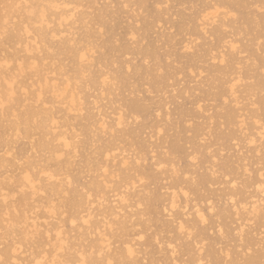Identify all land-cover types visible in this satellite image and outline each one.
<instances>
[{
  "label": "rangeland",
  "instance_id": "1",
  "mask_svg": "<svg viewBox=\"0 0 264 264\" xmlns=\"http://www.w3.org/2000/svg\"><path fill=\"white\" fill-rule=\"evenodd\" d=\"M17 1V0H16ZM15 0H13V2H16ZM76 1V0H75ZM81 2H79V0H77V2H78V4H77V2H74L73 3V5L74 4H77V5H81V4H83V5H85V6H89V5H96V4H101V5H111V4H113V3H115V4H117V5H120V4H124V3H127L128 5H129V8L125 11V10H123V9H117V13H119L118 15H116V14H112V15H109V9L107 8V7H104V8H89L88 9V11L87 12H80L77 8V10H76V17L77 18H79V17H81L80 15H83L82 17H84V23H85V25L84 24H82L81 22H77L76 24H74V25H72V26H69V28H70V31L71 32H73L74 34H75V39L76 40H78V38L80 39H82L83 37H85L86 35H87V33H89L90 31H92V32H95L97 29L95 28V23H98V22H100V23H104V25H105V28H106V30H108V32H109V27H113L116 31H115V34L114 33H112V35H111V33H108L107 31L105 32V37L107 38V40L104 42V47L101 49V51H100V53L98 54V56H97V63L99 62L100 64H101V61L105 64V66L106 67H114L115 65H119L118 67H115V69H114V72H113V75H115L116 74V72L117 73H121L122 71H123V73L124 72H126V76H127V78H128V85H127V87H122L121 86V88H120V90L119 91H117L114 95L111 93V91L109 92V95H108V97L106 98L104 95H102V93L99 91V89H98V87L96 88V87H92V91H90V92H88L86 89L85 90H82L83 91V94H84V97L86 98V100H87V102H88V104L89 105H91L90 104V102L92 103V101H91V98L92 97H94V96H97L98 94H99V99H100V107L99 108H95L94 110L89 106L88 108H91V111H90V113L92 112V111H94V117L91 115H89V120H91V118L93 117V118H95V120H97L98 118H99V116H101V117H104L105 115H109V118L108 119H111V117L113 116V113H114V115H115V113L118 111H122L121 113H123V115H124V118H127V120L130 118L129 117V115H127V114H125V108H126V104L130 101V100H134V99H138V100H140L141 102H144L143 104H146V105H148V107H149V112H148V117H147V115L145 116V117H147L146 119H147V121H145L146 119L145 118H139L140 120H139V123L137 124L136 123V120H134V119H132V123L130 124V125H128L129 127L127 128L126 127V129L124 130V131H127V129L129 130V131H134V132H136V133H134V134H132V135H129L128 136V138H127V134H123L122 133V135H124V139H123V136L121 135V134H119V135H121L120 136V138H122V139H120L119 138V135H117L118 136V140H120V141H116V145L114 144V147H113V149L114 148H117L116 149V151L117 152H115V150H114V152L115 153H113L115 156H117L118 154H120V155H122V154H124L125 156L126 155H128V156H132L133 155V157H132V159L133 158H135L137 155H139V156H137L138 158L139 157H143V156H145V157H141V158H139L140 160L142 159L143 161H145L144 163H143V161H142V163L144 164V165H142L143 166V168L141 167V165H139L140 166V168H142L139 172H141V173H143L144 171V169L145 168H150V170L152 169V175H154V177L156 178V180H154V181H152V178L150 179L151 180V183H149V185L147 184V186H146V188L144 187V191H149L150 189H151V191L156 195V197H158V199H156L158 202H159V210H157V208H156V206H155V203H154V205H153V208L151 209V210H145V214H146V216H147V218L148 219H145L144 220V218L142 219L141 218V214H140V212H139V210H137L136 209V207H134L132 210H133V212H132V210L131 209H129L128 210V213H129V211H130V214L131 213H133V214H137V216H136V220H138V221H136L135 220V217H133L132 219H134V221H136V222H134L133 221V223H137L138 225H137V227H136V225H135V227H133L134 226V224H132V226H130L129 227V224L131 225V221L129 222V224H128V229H129V231L128 232H126V236L124 235V238L125 239H123V236L122 237H119V238H115L113 235V237L110 235V233H109V235L111 236V239H110V236L108 235V231L106 232V235H107V238H108V236H109V243L110 244H112L111 245V247L112 248H114V250L113 251H115L116 250V242L118 243L117 245H120L121 243H122V241L124 242V241H126V242H128L127 240H126V238L127 239H129V237H130V239H129V243L131 242V243H133V241L135 240L134 238L136 237V235L137 234H141V235H145L146 236V242H147V244L150 246V250H145V252L143 253V256L142 255H139V260H140V262H141V264H144L143 262L145 261V260H147V261H149V262H151V261H153V260H171L173 257H172V254H171V250H169V248L167 247V244L169 243V242H171V243H173L174 241L173 240H175L174 238V235H173V233L175 232V233H177L176 231V222L177 221H172V222H170V221H168L167 219H165V217L163 216V208H164V200L163 199H161V197H163V198H166L169 202H170V196H171V193H173L174 191H176L177 192V190H178V188L181 190V188H180V186H181V184H182V187L184 188V191L185 190H187V191H190L191 193H192V196L194 197V198H191L190 200H186L185 202H184V196H183V193H182V191H180V190H178L179 192H177V195H179L178 197H177V200H178V198H179V200L177 201L178 202V205L179 204H181V206L182 207H180L179 208V210L177 211V213L175 214V219L176 220H180V219H177V218H185L186 217V215H184V216H181L182 215V213H183V210H182V208L183 207H186L187 209L188 208H190V210H188L189 212V214L187 213V218L189 219L188 221H186L185 222V224L187 225V226H189V225H191V223H192V225L195 223V219H194V215H193V213L195 212V211H193V210H196L195 208H197L198 210H200L201 212H203V213H206V216L207 215H209L208 214V211H207V207H208V204H209V202H211L212 203V206H214L215 207V205H216V209L215 210H217V203L218 204H220V205H218L219 207L222 205L221 203H220V200H221V195H222V197L224 198V196H223V194L222 193H224L225 192V194L230 190V186H229V184H228V177L230 178H236V177H238V179H240L239 181H243L244 180V177H245V174L246 175H248V173H249V175H250V177H251V181L252 182H254L257 178H258V174H261V168H260V163H258V162H260V159H259V156L255 153L254 154V152H255V150H254V152L252 151V149L253 148H251L250 147V145L248 146V144H247V146L245 145V141H244V139H243V136H242V133L240 132H238V128L236 129L235 127L233 128H229V127H226V125L224 124V120H222L223 118H221L220 116H223L224 115V113L226 112V110L228 109V107L230 106V104L229 105H225L224 104V102L219 98L220 97V95L222 94V95H225L226 96V94H227V97L229 96V94L227 93V90L225 89V88H227L230 84H232L233 82H234V80H233V77H235V79L236 80H239V79H241V75H240V69L237 67V63H239L241 60H243V62L245 63L244 64V72H246V73H244V76L246 77L247 75H249L250 76V74H252L255 70V72L258 74L259 72H258V68H259V66L257 65V67H256V69L255 70H253L252 68H254L253 67V65L254 64H258V62L257 61H259V59L261 58V56H259L260 55V52H259V48H260V39H261V31H260V27L258 26L259 24L257 23V20L259 19V10L257 11V8H258V6L260 5V3L258 4V3H254V2H256L255 0H213V1H211V0H168V5H166V4H164V5H161L160 7H159V10H156V12H154L153 10H151L152 9V3H153V0H80ZM86 1H87V3H86ZM91 1V2H90ZM118 1V2H117ZM206 1H208V3L206 2ZM222 1V2H221ZM5 2H8V0H3V1H1L0 0V3H5ZM23 2H24V0H23ZM83 2V3H82ZM108 2V3H107ZM117 2V3H116ZM218 2V5H221L223 2H225L224 4H228V3H230V4H232V3H244V4H246V5H249V6H253L254 5V7H252L251 8V10L253 11V12H251V13H249V10L246 8V9H244V14H243V16L245 17V18H243V16H242V18H241V23H239V24H237L236 22H232V20H231V18H229L228 20H226V21H228V25H230V26H228L227 27V24H226V29H225V31H223L222 29H223V27H222V31H221V37H220V39L218 40V39H216V38H214L213 36H211L210 35V30L209 29H211V31L213 30L212 28L214 27V26H216V25H218V24H215L213 27L211 26V27H209V29H206L207 31H208V33L205 35V36H203V33L201 34V32H199V29H200V25H196L197 24V22H198V24H201L200 22H201V17H202V15H203V13L200 11V9L199 8H197L196 10H193V9H191V8H188V9H184L183 8V5L184 4H189V5H191V4H193V3H195V4H198V5H206V4H208V5H216V3ZM221 2V3H220ZM119 3V4H118ZM200 3V4H199ZM25 4V3H24ZM26 4H30V3H26ZM256 4V5H255ZM165 5L167 6V7H165ZM212 5V6H213ZM134 6V7H133ZM256 6V7H255ZM131 7H133L134 9H130ZM215 7V6H214ZM213 8V7H212ZM216 8V7H215ZM215 8H213V10H215ZM143 9V10H142ZM145 9V10H144ZM210 10H211V8H209ZM216 9H218V8H216ZM259 9V8H258ZM25 10H28V9H24V11L23 12H25ZM122 10V11H121ZM129 10H131V11H129ZM141 10V11H140ZM166 10V11H165ZM210 10L208 11V12H210ZM212 10V11H213ZM218 10H220V9H218ZM217 10V11H218ZM0 17H4L6 14H5V12L3 11V9H0ZM10 11V10H9ZM14 11V12H13ZM16 10H11V12H8L7 13V15L5 16L6 17V19L8 20V23H9V21H11V19H12V17H14L15 15H16V17L21 13V14H23L21 17V20L22 19H24V21L26 20L25 19V14L24 13H22V10L20 9V12H19V9H18V12H17V14H16V12H15ZM78 11V12H77ZM80 12V13H79ZM128 12V13H127ZM186 12H187V14H186ZM218 12H220V11H218ZM255 12V13H254ZM257 12V13H256ZM2 13V14H1ZM222 13V11L220 12V14ZM20 14V15H21ZM99 14V15H98ZM133 14V15H132ZM158 15V18H157V15ZM200 14H202L201 16H200ZM20 15H19V17H20ZM85 15V16H84ZM94 15V16H93ZM114 15V16H113ZM155 15V16H154ZM23 16H24V18H23ZM112 16V17H111ZM117 16V17H116ZM121 16V17H120ZM160 16H162V17H160ZM187 16V17H186ZM197 16V17H196ZM108 17H110V18H108ZM135 17V18H134ZM155 17V18H154ZM164 17V18H163ZM180 17V18H179ZM9 18H10V20H9ZM98 18H99V20H98ZM132 18V19H131ZM192 18V19H191ZM196 18L198 19L197 21H196ZM14 19V18H13ZM13 19H12V21H11V23L10 24H13ZM16 19V18H15ZM94 19V20H93ZM111 19V20H110ZM126 19V20H125ZM177 19V20H176ZM184 19V20H183ZM187 19V20H186ZM251 19H253V20H251ZM21 20L19 19V21L21 22ZM90 20V21H89ZM109 20H110V22H109ZM136 20V21H135ZM168 20V21H167ZM246 20V21H245ZM251 20V21H250ZM15 21H17L18 22V19H16ZM23 21V20H22ZM23 21V25H25V26H27V28H29V22L28 21H26V23L28 22V24H25V22ZM96 21H98V22H96ZM104 21V22H103ZM106 21V22H105ZM132 21V22H131ZM193 21V22H192ZM256 21V22H255ZM128 22V23H127ZM130 22V23H129ZM187 24H186V23ZM246 22V23H245ZM1 23V22H0ZM22 23V22H21ZM87 23V24H86ZM110 25H109V24ZM181 25H180V24ZM234 23V24H233ZM14 24H17V23H14ZM89 24V25H88ZM115 24H116V26H115ZM137 24V25H136ZM148 24H150V26H149V29L147 30L146 29V25H148ZM177 24V25H176ZM246 24H249L251 27H249V28H247L245 25ZM258 24V25H257ZM1 25V27L0 28H2V26H4V27H7L8 29H9V27L11 28V26L9 25H7L6 26V24H0ZM22 25V24H21ZM22 25V26H23ZM31 25V24H30ZM82 25H83V28H82ZM109 25V26H108ZM114 25V26H113ZM124 25V26H123ZM173 25V26H172ZM185 25H187V26H185ZM244 25V26H243ZM254 27H253V26ZM32 26V25H31ZM30 26V27H31ZM76 26V27H75ZM91 26V27H90ZM107 26H108V28H107ZM118 26V28H116ZM136 26V27H135ZM178 26H180V28L178 27ZM189 26V27H188ZM74 27V28H73ZM80 27V28H79ZM88 27V28H87ZM187 27V28H186ZM191 27V28H190ZM230 27V28H229ZM76 28V29H75ZM128 28V29H127ZM193 28H196L197 29V31L196 32H192V31H190V30H192ZM199 28V29H198ZM208 28V27H207ZM228 28V29H227ZM253 28V29H252ZM259 28V29H258ZM29 29H33V27H31V28H29ZM78 29V30H77ZM84 29V30H83ZM87 29V30H86ZM184 30V33H182L183 32V30ZM189 31H188V30ZM229 29H230V31H229ZM256 29H257V31H256ZM119 30V31H118ZM128 30L129 31H131V33H133L132 35L133 36H135L136 37V39H133V41H132V39H130V38H128L129 36H126L125 34L128 32ZM172 30V31H171ZM174 30V31H173ZM178 30H180V33H179V31ZM182 30V31H181ZM187 30V31H186ZM10 31V30H9ZM33 31V30H32ZM69 31V32H70ZM85 33H84V32ZM260 31V32H259ZM34 32V31H33ZM87 32V33H86ZM120 32V33H119ZM138 32V33H137ZM191 32V33H190ZM229 32V33H228ZM77 33V34H76ZM80 33V34H79ZM172 33V34H171ZM186 34V35H185ZM108 35V36H107ZM114 35H116L115 37H114ZM200 35V36H199ZM254 35V36H253ZM32 36H33V33H32ZM31 36V37H32ZM83 36V37H82ZM194 36V37H193ZM229 36H231V37H229ZM258 36H259V38H258ZM113 37V38H112ZM206 37V38H205ZM208 37H210V39L208 38ZM225 37V38H224ZM173 38V39H172ZM185 38V39H184ZM223 38H224V42H223ZM11 39V38H10ZM113 39V40H112ZM117 39V40H116ZM129 39V40H128ZM177 39V40H176ZM196 39H197V41H196ZM216 39V40H215ZM258 39V40H257ZM55 40V39H54ZM54 40H52V42H51V44H46L45 45V43H43V42H41L40 40V46H42L43 47V51H42V53H41V50H42V47H41V49L40 48H38V47H40V46H37V39H36V43H35V47L33 48V46L30 48V49H33V51L35 52H32L31 51V53H32V56H30V60H31V62H30V60H29V58H28V60H26L27 58H25V60H23L24 61V63H25V61H29V62H27V64H29V63H31L32 64V62L34 63V62H38L36 65H38L39 64V66H38V69H40L39 71H41L42 73H40L39 71H38V69L37 70H33V73H35V71H36V73H40V74H42V77L44 76V73L46 74L45 76L46 77H48L47 79H49L51 76V78H57V80L58 81H55L54 79H50V80H48V82L50 81V82H55V83H60L61 81V83H60V85L61 84H63V81L65 80L66 81V83H64L63 85H68L69 83H67V80L68 79H71L72 81H73V83H72V90L73 91H75L76 92V95L75 96H77V97H75V102H77V103H80V99H81V91H77L76 90V87H75V83H74V79H75V70H74V67H73V65L74 64H72L71 62H72V56H68L67 55V52H61L62 51V49H65V48H63V46H62V44L61 43H59V42H56V40L54 41ZM132 41V43H134V44H132L131 43V41ZM136 40V41H135ZM220 41V42H218V41ZM227 40V41H226ZM233 40V41H232ZM236 40V41H235ZM9 41V40H8ZM11 42L9 43V42H6L7 44H5V43H1V44H3V45H1L0 47H1V49H0V64H3L4 62V60H2V57H5V55H6V57H8V58H3V59H5V61L7 60H9L10 61V59H11V63H12V61H14V63H12L13 64V67L14 68H12V70H13V72L12 71H10V73L11 74H9V72H8V74H7V69H3L4 70V72L2 71V68H1V70H0V72L1 73H3V75H12L13 73H14V71L15 72H17V73H19V71H16L15 69H17V67H20V65H21V63L20 62H18L17 64H16V60H12L13 59V57L12 56H14L15 54H13V49H14V51H16V52H14V53H17V50H20V52H18V53H20L21 54V56L22 57H20V55H18L17 56V58H16V56H15V58L14 59H17V61H21L22 63H23V61L22 60H18V59H23L24 57L23 56H25V54H27V53H25L24 51H21V49H22V47H23V45H22V47H21V49L20 48H17L16 50H15V44H13L14 43V41H12V40H10ZM225 41L226 42H229L230 41V44H231V42H233V43H235L236 42V44H238L239 45V49L237 50V52H239L238 54H237V56H236V53H230L231 54V56H228L229 55V52H231V51H227V50H230L229 49V45H228V43H226L225 44ZM239 41V42H238ZM253 41V42H252ZM259 41V42H258ZM171 42V43H170ZM200 42V43H199ZM222 42V43H221ZM31 42H29V45H33V43L32 44H30ZM57 43H58V45H57ZM130 43H131V45L134 47H132L131 45H130ZM198 43V44H197ZM212 43V44H211ZM221 43V44H220ZM14 46H13V45ZM55 46H54V45ZM123 44H129L130 45V47H132V49H131V53H133V52H136V48H140V49H146L147 47V49H150V48H153L154 49V51L156 52V54H157V58L156 59H147L146 61H148V63H144L143 61L141 62V60H140V57L139 56H136V55H134V54H129V55H126V56H122L121 55V53L118 51V49L119 48H121V45H123ZM136 44V45H135ZM139 44V45H138ZM144 44V45H143ZM187 44V45H186ZM242 44V45H241ZM255 44H256V46H255ZM5 45V46H4ZM7 45V46H6ZM11 45V46H10ZM51 45H52V47H51ZM174 45V46H173ZM213 45V46H212ZM222 45V46H221ZM225 45V46H224ZM246 45V46H245ZM36 46H37V48H36ZM49 46L53 49V48H55V49H53V53L52 54H50L49 53ZM58 46V47H57ZM60 46H62V48L60 47ZM108 46V47H107ZM153 46V47H152ZM184 46V47H183ZM185 46H189L190 48H192V49H194V52H192V51H189V52H186L185 51ZM219 46V47H218ZM224 46V47H223ZM227 46H229V47H227ZM242 46H243V49H242ZM14 47V48H13ZM30 47V46H29ZM28 47V48H29ZM221 47H223V48H221ZM245 47V48H244ZM249 47V48H248ZM257 47V48H256ZM11 48H13V49H11ZM58 48V49H57ZM247 48V49H246ZM35 49H37L36 51H35ZM45 49L46 50H48V52L47 51H45ZM57 49V50H56ZM60 49V50H59ZM221 49V50H220ZM225 49H226V55L227 56H225L224 54H225ZM23 50V49H22ZM59 50V51H58ZM183 50V51H182ZM214 50V51H213ZM254 50V51H253ZM4 51H5V53L6 54H4ZM55 51V52H54ZM58 51V52H57ZM171 51V52H170ZM240 51H242V52H245V53H243V54H241L240 53ZM248 51V52H247ZM256 51V52H255ZM3 52V53H2ZM39 52H40V54H39ZM58 54H57V53ZM250 52V53H249ZM252 52H253V54H252ZM17 53V54H18ZM22 53H23V55H22ZM36 53L37 54H39V55H36ZM48 53H49V55H48ZM62 53H63V56H62ZM212 53V54H211ZM224 53V54H223ZM257 53V54H256ZM46 56H45V55ZM176 54V55H175ZM240 54V56H239V61H238V55ZM247 54V55H246ZM257 55L256 57H255V55ZM2 55H4V56H2ZM9 55H11V57L9 56ZM42 55H44V56H42ZM66 55V56H65ZM220 55H224V57H231V60H230V58H227V60H226V62L227 61H229L230 63L232 62V63H234L235 65V67L236 68H234L233 67V69L231 70V71H228V69H227V76H226V74H225V76L224 75H218L217 74V76H219V77H217L216 76V73H214L213 71H216L217 69H220L221 67H219V66H222L223 64H221L220 63V65H219V62H218V59H220L219 57H220ZM247 57H246V56ZM249 55H251L252 57H249ZM234 56H235V58H234ZM245 58H244V57ZM10 57V58H9ZM20 57V58H19ZM59 57H60V59H59ZM124 57V58H123ZM134 57V58H133ZM169 57V58H168ZM212 57H213V59H215L214 57H216L217 59H215V60H217V61H213L212 60ZM58 58V59H57ZM242 58H244V59H242ZM247 58L248 59H250V58H252L253 60H254V62H253V60H251V64H252V68L249 66L250 65V61L249 60H247ZM69 59V60H68ZM159 59V60H158ZM182 59V60H181ZM234 59H235V61L237 62V63H235V61H234ZM237 59V60H236ZM258 59V60H257ZM33 60V61H32ZM34 60H36V61H34ZM68 60V61H67ZM71 60V61H70ZM156 60V61H155ZM211 60V61H210ZM257 60V61H256ZM184 61V62H183ZM190 61H192L191 62V64H190ZM260 61H261V59H260ZM59 64H58V63ZM62 62V63H61ZM123 62H125L126 63V65L123 63ZM189 62V63H188ZM210 62H212V63H210ZM214 62V63H213ZM217 62V63H216ZM42 63V64H41ZM51 63V64H50ZM65 65H64V64ZM70 63H71V65H70ZM108 63V64H107ZM123 63V65H121ZM175 63V64H174ZM179 63V64H178ZM184 63V64H183ZM186 63H188V64H186ZM228 63V62H227ZM226 63V64H227ZM254 63V64H253ZM15 64H16V66H15ZM18 64H20V65H18ZM26 64V63H25ZM25 64H23V67H24V65ZM41 64V65H40ZM214 64V65H213ZM226 64H224L222 67H224ZM260 64V63H259ZM18 65V66H17ZM30 65V64H29ZM29 65H26L25 67L26 68H22L24 71H25V73L23 74L22 72L20 73V77L19 78H17L16 80H17V82H16V84H18L19 86L21 85V83H22V81L25 83V81H27V78H28V80H29V78H30V81L29 82H31V83H33V82H35V80L37 79V81H38V78H39V76H40V74L37 76L36 75V73L34 74V75H31V73H32V71H29V68L30 67H32L31 65L29 66ZM51 65V66H50ZM121 65V66H120ZM179 65H180V67H179ZM186 65H189L190 66V68H188V66H186ZM191 65L193 66V67H191ZM213 65V66H212ZM69 66H71V67H69ZM122 66H128V68L129 67H131L132 68V70L136 67V66H143V67H146V71H147V74L149 75H143V71H144V68H143V70H142V73L141 72H139L141 75H139V74H137L138 72H135V69L132 71L133 73H131V75L129 76L128 74H127V71L126 70H124V68L122 67ZM184 66V67H183ZM46 67H48V68H46ZM96 67H97V73H98V70H100L98 67H99V65L98 64H96ZM119 67H122L123 68V70H120L119 69ZM187 67V68H186ZM42 68V69H41ZM53 68V69H52ZM184 70H183V69ZM193 68V69H192ZM196 68V69H195ZM213 68V69H212ZM239 70H238V69ZM247 68V69H246ZM253 70V72L252 73H250L249 71L251 70V69ZM47 69V70H46ZM56 69V70H55ZM180 69V70H179ZM18 70H19V68H18ZM54 72H53V71ZM70 72H69V71ZM74 70V71H73ZM120 72H119V71ZM160 70V71H159ZM180 72H179V71ZM188 70V71H187ZM211 70H213V71H211ZM247 70H249V71H247ZM44 71V72H43ZM187 71V72H186ZM192 71V72H191ZM200 71V72H199ZM205 71V72H204ZM207 71V72H206ZM239 71V73H237ZM28 72H29V74H28ZM31 72V73H30ZM51 72V73H50ZM184 72V73H183ZM198 72V73H197ZM201 72H203L204 73V75L203 76H201ZM105 73H106V75L108 74V72L107 71H105ZM104 73V74H105ZM136 73V74H135ZM159 73V74H158ZM180 75H179V74ZM213 73V74H212ZM231 73V74H230ZM256 73H253V74H256ZM50 74H52V75H50ZM68 74H69V76H68ZM161 74V75H160ZM185 74V75H184ZM187 74V75H186ZM256 74V75H257ZM2 75V74H1ZM0 75V76H1ZM14 75H16V74H14ZM14 75H12V76H10L11 78L14 76ZM18 76H19V74H17ZM16 75V77H18ZM29 77H28V76ZM48 75V76H47ZM174 75V76H173ZM190 75V76H189ZM193 75V76H192ZM197 75V76H196ZM212 77H211V76ZM216 77H215V76ZM238 75V76H237ZM255 75V76H256ZM7 76H4V78H6ZM26 76V77H25ZM32 76H37V78L35 77H33L32 78ZM71 76V77H70ZM136 76V77H135ZM141 76V77H140ZM170 76V77H169ZM177 78H176V77ZM182 76H183V78H182ZM187 76V77H186ZM200 76V77H199ZM221 76V77H220ZM258 77L260 76V74H258L257 75ZM9 77V76H8ZM9 77V78H10ZM23 77V78H22ZM25 77V78H24ZM60 77V78H59ZM64 77V78H63ZM68 79H67V78ZM169 77V79H167ZM173 77H175V78H173ZM240 77V78H239ZM3 78V79H4ZM63 78V79H62ZM164 78L166 79V80H164ZM201 78V79H200ZM212 78V79H211ZM214 78V79H213ZM21 79V80H20ZM31 79H33V80H31ZM61 79V80H60ZM173 79V80H172ZM190 81H189V80ZM198 79V80H197ZM210 81H209V80ZM15 80V81H16ZM20 80V81H19ZM43 80L44 79H42L41 78V80L39 79V81L38 82H36V83H40V81H41V83L43 82ZM51 80H53V81H51ZM191 80H192V82H191ZM205 80H207V81H205ZM18 81H19V83H18ZM152 81V82H151ZM157 81V82H156ZM160 83H159V82ZM168 81H170V82H168ZM183 81V82H182ZM187 83H186V82ZM199 81V82H198ZM1 82H2V79H1V81H0V84H1ZM28 82V81H27ZM26 82V84H28ZM49 82V83H50ZM53 82V83H54ZM150 82V83H149ZM164 82V83H163ZM180 84H179V83ZM189 82H191V83H189ZM196 82V83H195ZM198 82V83H197ZM205 82H206V84H205ZM23 83V84H24ZM31 83H29L30 85H32L31 86V88L30 87H28V85H25L24 84V86H26V88L25 89H29V91H30V89L32 90L33 88L32 87H34L35 88V86H36V84L34 83V85L35 86H33V84H31ZM155 83H157V84H155ZM166 83V84H165ZM189 83V84H188ZM193 83V84H192ZM203 83V84H202ZM212 83V84H211ZM228 83H230L229 85H227ZM14 85L15 87L17 86V85ZM159 84V85H158ZM160 84H161V86H160ZM176 84V85H175ZM185 84H187V85H185ZM195 84H196V86H195ZM222 84H225V85H227V86H223V87H225V88H223V89H225L226 91H224V92H226L225 94H223V89H222ZM29 85V86H30ZM39 84H37V86H38ZM146 85V86H145ZM164 85V86H163ZM166 85H168V86H166ZM171 85V86H170ZM193 85H194V87H193ZM246 85V84H245ZM244 84H243V86H242V84H240V85H237V93L238 94H240L239 96H241L243 93L245 94L246 92H245V90H243V88H244V86H245ZM23 86V85H22ZM151 86V87H150ZM160 86V87H159ZM179 86V87H178ZM192 86V88H190ZM202 86V87H201ZM1 87H4L3 86V83H2V85L0 86V88ZM18 87V86H17ZM17 87H16V89H17ZM28 87V88H27ZM39 87V86H38ZM38 87H36L37 89H38ZM159 87V88H158ZM185 87V88H184ZM217 87L219 88L218 90H217ZM23 88V87H22ZM96 88V89H95ZM152 88V89H151ZM182 88V89H181ZM184 88V89H183ZM186 88H187V91L190 89H192L191 91H190V93H186L185 92V90H186ZM196 88V89H195ZM200 88V89H199ZM202 88V89H201ZM208 88V89H207ZM150 89V90H149ZM156 91H155V90ZM220 89L222 90V93H218V91L220 92ZM241 89V90H240ZM245 89V88H244ZM15 90V89H14ZM19 90H21V89H18L17 90V99L19 98L20 100H21V97L23 96V94H22V96H21V91H19ZM36 90V89H35ZM162 90V91H161ZM212 91V92H210V91ZM216 90V91H215ZM239 90V91H238ZM0 91H2V89H0ZM20 93H19V92ZM28 91V90H27ZM40 91V90H39ZM73 91H69L68 93H70L69 95H68V97L70 96V97H73L72 95V93H73ZM84 91H85V93H84ZM87 91V92H86ZM124 91V92H123ZM134 91V92H133ZM149 91V92H148ZM158 91H160V93L158 92ZM181 91V92H180ZM198 91V92H197ZM207 91V92H206ZM244 91V92H243ZM256 91H258V90H256ZM30 92H32V94H30ZM30 92H28L30 95H29V97H31V95H33V90L32 91H30ZM36 93H39L38 92V90H36L35 91ZM45 92V96H46V98H48V99H50V96L48 95V92L47 91H44ZM167 92V93H166ZM184 92V93H183ZM197 92V93H196ZM200 92V93H199ZM211 93V94H209V93ZM258 92H259V94H258ZM255 95H256V97H255V100H259L260 99V90L258 91ZM47 93V94H46ZM135 93V94H134ZM150 93V94H149ZM206 93H208V94H206ZM216 93V94H215ZM20 94V95H19ZM78 94V95H77ZM86 94H88V95H86ZM186 94V95H185ZM217 94H219V95H217ZM248 93H246V97H245V95H242V97H239V101L241 100V103H242V101H243V99L244 98H246V99H244V103H242V104H247V103H245L246 101H247V96L249 97L248 98V100H250L251 101V99L253 98V96H255V95H252V97H251V95H247ZM252 94H254V93H252ZM18 95L20 96V97H18ZM48 95V96H47ZM135 96V98H134V96ZM177 95V96H176ZM179 95V96H178ZM184 95V96H183ZM191 97H190V96ZM195 95V96H194ZM210 95H212V96H210ZM217 95V96H216ZM88 96L90 97V98H88ZM137 96V97H136ZM161 96H163V97H161ZM176 96V97H175ZM183 98H182V97ZM206 97V98H202V97ZM243 96H244V98H243ZM133 97V98H132ZM161 97V98H160ZM165 97V99H163ZM179 97V98H178ZM188 97V98H187ZM201 97V98H200ZM218 97V98H217ZM231 97V96H230ZM78 98V99H77ZM131 98V99H130ZM141 98V99H140ZM143 98V99H142ZM155 99V101H154V99ZM177 98V99H176ZM193 98V99H192ZM211 98V99H210ZM225 98V97H224ZM69 99V98H68ZM68 99H67V101H68ZM113 99V100H112ZM145 99V100H144ZM151 99H153V100H151ZM208 99H210V100H208ZM213 99V100H212ZM226 99V98H225ZM228 99V98H227ZM77 100V101H76ZM112 100V101H111ZM118 100V101H117ZM159 100V101H158ZM199 100V101H198ZM202 100H204V101H202ZM218 100V101H217ZM116 101V102H115ZM125 101V102H124ZM158 103H157V102ZM217 101V102H216ZM64 102H66V101H64ZM74 102V101H73ZM74 102V103H75ZM113 102V103H112ZM203 102V103H202ZM214 102V103H213ZM216 102V103H215ZM248 102V101H247ZM252 102H253V100H252ZM73 104V106H76L77 107V109H79L80 107V105L79 104ZM117 103V104H116ZM120 103V106L118 105ZM148 103V104H147ZM161 103V104H160ZM223 103V104H222ZM16 104H17V102H16ZM15 104V105H16ZM110 104H111V106H110ZM164 104V105H163ZM169 104V105H168ZM194 104V105H193ZM198 104V105H197ZM214 104V105H213ZM218 104H220V105H218ZM23 105V104H22ZM62 105V104H61ZM60 105V106H61ZM150 105H151V107H150ZM167 105V106H166ZM202 105H204V106H202ZM223 105V106H222ZM43 106V105H42ZM60 106H58L57 107V109L58 110H56L57 111V114H56V116L59 118V125H60V129L58 128V127H56V128H58L57 130V135L59 134V135H61L62 134V132L63 133H65L66 135H65V138H66V136H67V140H71L73 143H74V145L76 146H74L73 144V146L75 147V148H77V146L79 147V148H77V149H75V150H79V157H76L75 159H74V163H72V165H71V167H69L68 169H67V167H68V165H65V164H62V162L64 163L65 162V160L67 161V159H64L62 162L60 161V160H56V159H54L53 158V156L51 157V158H53V161H52V159H50V153L48 152V151H45L44 149H41L40 147H38L37 148V145H39L40 143H43V142H40V143H38L39 142V140H40V138L42 139L43 138V134L41 133L40 134V131L38 130V129H36V127H30V129H29V127H24L23 125H22V130H21V132L22 133H24V131L26 130L25 128H28L27 130L29 131V136H31L32 134H34V136H35V143L34 144H36V147H34L32 150L30 149V147H29V145H28V143H27V140L25 139V138H23V136H22V133H21V135H20V137H18L19 139H17L18 141H16V139L15 140H13L14 138H15V136H14V138H13V135H10L11 136V138H10V136H9V134H8V132H6L5 131V124H3V128L4 129H2V128H0V130H1V132H0V135H4L3 136V139L1 138L0 139V155H4V153L5 152H8V155H6L8 158H7V160H10V161H12L11 159H13L12 158V156H16L18 159L16 160V161H13L14 162V168H17V166H21V165H23V164H25V162H28L27 163V166L29 165L30 166V164H32L33 162H35L34 163V165L36 166V165H38L39 163H40V165H38L37 167H34V168H32L33 169V174H31L32 172V170L30 171V170H27V166L25 165V168H26V171H28V173H29V171H30V173L29 174H31V175H33L34 176V174L35 173H38V171H40V170H38L37 168L40 166V167H42L43 169L47 166V167H49L50 166V168L51 169H54V172L51 170H49L47 167H46V170H49L50 172L49 173H52L53 172V175H54V173L56 172L55 171V168H54V165H55V163L57 164V165H55L56 166V170H58V173H59V170L60 169H57V167H59L58 166V163L59 162H61V169H62V167L64 168L63 169V173H64V176H66V177H68L67 179H66V181L64 180L65 178H63V179H60V178H58L57 177V179L58 180H60V181H65L66 183H64V184H66V185H68V180H69V175H68V173H71V178L73 179V188L71 187V188H69V186H68V188H66V185L65 186H63V188L65 187L66 188V190H67V193L69 194V191H71L72 192V190H76V188L75 187H77V189H79V191H80V189H81V187H82V189H81V193L82 194H84L83 192H85V191H83V190H87V191H89V193H90V189H89V187L87 188L85 185L87 184H89V182L91 181V178L93 179L94 177H96V179H97V177H98V180H100L101 178H100V176H97L96 175V172L97 171H100V170H96V166L97 165H95V162L96 163H99V164H103V165H106L107 167H108V164H109V166H110V168H111V159H110V163H109V160L107 161L108 163H106L105 164V161L102 159L103 158V155H100V152H99V150H102L103 149V146L102 145H104V143L103 142H105L106 140V138H109V136L107 135L106 136V138L104 139V136H102V138H103V140H101V141H99L98 143H92V144H96V145H98V146H101V147H98V146H93V147H91L92 145L91 144H89L88 142H90V140H91V138H89V136H88V134H87V132H86V130H85V128L88 126V125H91L92 123L91 122H89V120H86V121H88V122H86L85 121V119H82V118H78V119H76V121H75V119L74 118H71L72 116H74V115H72L73 113L75 114H77V111H75V112H73V113H70L69 114V118L71 119V120H69V118L67 117L66 119H68L69 121H67L66 122V119H64V117H63V114H65L63 111H61V110H63L64 108H62L63 107V105H62V107H60ZM157 106V107H156ZM198 106V107H197ZM219 106V107H218ZM15 107V106H14ZM87 107V106H86ZM111 107V108H110ZM119 107V108H118ZM121 107V108H120ZM125 107V108H124ZM156 107V108H155ZM209 107V108H208ZM218 107V108H217ZM15 108H18V106L16 105V107ZM20 108H22L21 106H20ZM60 108V109H59ZM62 108V109H61ZM72 108H74L75 109V107H72ZM107 108H109V109H107ZM123 108V109H122ZM210 110V109H212V110H210L211 111V113H210V111L208 110V109ZM224 108H226L225 110H224ZM40 109H41V107H40ZM100 109V110H99ZM125 109V110H124ZM153 109V110H152ZM181 109H184V111L183 110H181ZM193 109V110H192ZM215 109V110H214ZM50 110V109H49ZM60 110V111H59ZM114 110V111H113ZM207 110H208V112H207ZM155 111H157V112H155ZM165 111H167V112H165ZM182 111V112H181ZM191 111H193V112H191ZM195 111V112H194ZM202 113H201V112ZM204 111V112H203ZM220 111V112H219ZM51 112V111H50ZM102 112V113H101ZM189 112V113H188ZM223 112V113H222ZM120 113V112H119ZM126 113H128L127 112V110H126ZM156 113V114H155ZM161 113V114H160ZM164 113H166V114H164ZM172 113V114H171ZM179 113V114H178ZM208 113V114H207ZM221 113V114H220ZM185 114V115H184ZM212 114V115H211ZM220 114V115H219ZM260 114H261V112H260ZM260 114H257L258 116L260 115ZM104 115V116H103ZM122 115V114H121ZM168 115V116H167ZM170 115V116H169ZM171 115H173V116H171ZM180 115V116H179ZM198 115H200V116H198ZM214 115V116H213ZM218 115H219V117H220V119H219V117H218ZM247 115V114H246ZM76 116V115H75ZM107 116H105V117H107ZM153 116V117H152ZM167 116V117H166ZM205 116V117H204ZM209 116H210V118L212 119L211 121L209 120ZM213 118H212V117ZM216 116V117H215ZM248 116V115H247ZM129 117V118H128ZM166 117V118H165ZM171 117H172V119H173V121H172V119H171ZM183 117V118H182ZM201 117V118H200ZM203 117V118H202ZM214 117H215V119L216 118H218V119H214ZM262 117V116H261ZM86 118V117H85ZM92 118V119H93ZM161 118V119H160ZM186 118L189 120H186ZM193 118V119H192ZM195 118V119H194ZM200 118V119H199ZM73 119V120H72ZM107 119V118H106ZM107 119V120H108ZM131 119V118H130ZM129 119V120H130ZM150 121H149V120ZM176 119H177V122H176ZM192 119V120H191ZM204 119V120H203ZM259 119H261L260 118V116H259ZM64 120V121H63ZM79 120V121H78ZM151 120H154V121H151ZM156 120V121H155ZM182 120H184V121H182ZM192 122H191V121ZM197 120V121H196ZM215 120V124H214V122H212V121H214ZM250 121V123H249V121ZM92 121V120H91ZM134 121V122H133ZM142 121V122H141ZM165 123H164V122ZM175 121V122H174ZM201 121H203V123L201 122ZM206 121V122H205ZM210 121V122H209ZM251 121L253 122V120H251L249 117H248V119L246 120V126H245V128H247V123H249V126L251 125V128H252V123H251ZM66 122V123H65ZM70 123V125H69V123ZM80 122V123H79ZM128 122V121H127ZM145 122H147V123H145ZM155 122V123H154ZM160 122V123H159ZM186 122V123H185ZM189 122H190V124H189ZM199 122V123H198ZM219 122V123H218ZM223 122V123H222ZM79 123V124H78ZM88 123V124H87ZM152 123V124H151ZM163 123V124H162ZM207 123H208V125H207ZM66 124V125H65ZM85 124L87 125V126H85ZM134 124V125H133ZM148 124V125H147ZM156 124V125H155ZM182 124H183V126H182ZM187 124H189V125H187ZM199 124H201V125H199ZM0 125H1V123H0ZM67 125H68V127H67ZM73 125V126H72ZM76 125V126H75ZM138 125V126H137ZM141 125V126H140ZM173 125V126H172ZM175 125V126H174ZM180 127H179V126ZM194 125V126H193ZM218 125V126H217ZM225 125V126H224ZM71 126V127H70ZM136 126V127H135ZM153 126V127H152ZM178 126V127H177ZM187 126V127H186ZM248 126V127H249ZM2 127V126H1ZM83 127V128H82ZM135 127V128H134ZM168 129H167V128ZM177 129H176V128ZM196 127H201V129H202V131H204V132H202V135L200 136V134H201V132L199 133V138L200 139H194L193 141H194V143H193V141H192V143H191V145L190 144H188V143H186L187 142V139H188V137H190V136H192V133H189V132H191L192 131V129H194V128H196ZM204 127V128H203ZM213 127V128H212ZM35 128V129H34ZM75 128V129H74ZM191 128V129H190ZM221 128V130H219ZM227 128H229V129H227ZM250 128V127H249ZM24 129V130H23ZM79 129V130H78ZM138 129V130H137ZM158 129H163L164 130V134L165 135H167V136H165V135H163L162 137L160 136V139H159V132H160V130H158ZM172 129H173V131H172ZM209 129V130H208ZM224 129H225V131H224ZM26 130V131H27ZM35 132H34V131ZM74 130V131H73ZM82 130V131H81ZM85 130V131H84ZM166 130V131H165ZM185 130V131H184ZM186 130H187V132H186ZM205 130H206V132H205ZM229 130V131H228ZM249 130V129H248ZM255 131L256 132V130H254V129H251V130H249V132L247 131V134H249L251 131ZM9 131H11L10 129H9ZM25 131V132H26ZM84 131V132H83ZM150 133H149V132ZM154 131V132H153ZM172 131V132H171ZM175 131V132H174ZM183 131V132H182ZM189 131V132H188ZM219 131V132H218ZM223 131V132H222ZM231 131V132H230ZM233 131V132H232ZM235 131V132H234ZM236 131H237V135H233V137L235 138V140H230L231 138L229 137V140L227 139L228 138V136H226V135H229V133H235L236 134ZM5 134H4V133ZM86 133V136H85V138L84 139H80V137H79V133ZM141 132V133H140ZM142 132H143V135H142ZM180 132V133H179ZM186 132V133H185ZM221 132V133H220ZM226 134H225V133ZM2 133V134H1ZM14 133V132H13ZM32 133V134H31ZM37 133V134H36ZM38 133H39V135H38ZM61 133V134H60ZM78 133V134H77ZM125 133V132H124ZM127 133V132H126ZM138 133V134H137ZM147 133V134H146ZM155 133V134H154ZM170 133H171V135H170ZM257 133V132H256ZM8 134V135H7ZM77 134V135H76ZM182 134V136H180ZM189 134V135H188ZM205 134V135H204ZM241 134V135H240ZM253 134H255L254 132H253ZM252 134V135H253ZM14 135H15V133H14ZM24 135V134H23ZM137 135V136H136ZM154 135H156V139L154 140L153 139V136ZM158 135V136H157ZM173 135V136H172ZM185 135H187V136H185ZM251 135V134H250ZM6 136H8V138H6ZM25 136V135H24ZM74 136H75V138H74ZM149 136H150V138H149ZM171 136H172V139H171ZM224 136H226V138L225 139H220V137H224ZM242 136V137H241ZM33 137V136H32ZM62 137H64V135L62 134ZM16 138H17V136H16ZM20 138H23V139H20ZM73 138H74V140H73ZM140 138V139H139ZM182 138V140H181V142H180V144L183 146V148H184V152H185V154L184 155H181V157H179L178 155H176V154H172V153H170V151H169V145H170V143L172 142H176V140H179V139H181ZM239 138V139H238ZM5 139V140H4ZM39 139V140H38ZM133 139V140H132ZM139 139V140H138ZM143 141H142V140ZM164 139V141H162ZM167 139V140H166ZM169 139L171 140V141H169ZM32 140H33V138H32ZM37 140V141H36ZM44 140V139H43ZM81 140V141H80ZM86 140H89L88 142L86 141ZM108 140V139H107ZM125 140V141H124ZM128 140V141H127ZM131 140V141H130ZM138 140V141H137ZM159 140V141H158ZM161 140V141H160ZM197 140V141H196ZM204 140V141H203ZM241 140V141H240ZM2 141H3V143H2ZM6 141V142H5ZM10 141V142H9ZM12 141V142H11ZM29 141V140H28ZM41 141V140H40ZM71 141H69V143L71 142ZM127 141V142H126ZM150 141V142H149ZM186 141V142H185ZM195 141H196V143H195ZM228 141V142H227ZM231 141H233V142H231ZM9 142V143H8ZM14 142H16V143H14ZM81 142V143H80ZM88 144H87V143ZM102 142V143H101ZM141 142H143V143H141ZM168 142V143H167ZM27 143V144H26ZM38 143V144H37ZM130 143V144H129ZM133 145H132V144ZM146 143V144H145ZM159 143V144H158ZM163 143V144H162ZM165 143V144H164ZM207 143H209L208 145H207ZM1 144H2V146H1ZM4 144H6V146H4ZM16 144H18V145H16ZM21 144H22V146H21ZM80 144V145H79ZM134 144H135V147H134ZM140 144H144V145H146L145 146V148L143 149V151H140L139 150V146H137V145H140ZM193 144H194V146H193ZM257 144H259V143H257ZM25 145V146H24ZM71 145V144H70ZM88 145H90V147L88 146ZM143 145V146H144ZM165 145V146H164ZM168 145V146H167ZM207 145V146H206ZM214 146V147H212V146ZM260 145V144H259ZM14 148H13V147ZM116 146V147H115ZM125 146V147H124ZM148 146V147H147ZM161 147V149H160V147ZM246 146V147H245ZM255 146H256V144H255ZM258 146V145H257ZM256 146V147H257ZM8 147H9V149H8ZM74 147L71 149L72 151H74L75 152V150H74ZM95 147V148H94ZM132 147V148H131ZM159 147V148H158ZM205 147H208V148H205ZM232 147H234V148H232ZM241 147H243L242 149H241ZM248 147V148H247ZM259 147V146H258ZM6 148H7V150H6ZM17 150H16V149ZM62 147H61V145L59 146V149H61ZM83 148V149H82ZM96 149V151H97V153H98V155H97V153L95 154L93 151H94V149ZM100 148V149H99ZM134 148V149H133ZM165 148V149H164ZM190 148V149H189ZM203 148H205V149H203ZM223 148V149H222ZM247 148V149H246ZM255 148V147H254ZM4 149V150H3ZM11 149H12V152H11ZM35 149V150H34ZM148 149V150H147ZM210 149V150H209ZM218 149V150H217ZM9 150V151H8ZM63 150H65V149H63ZM88 150V151H87ZM149 150H150V152H149ZM152 150V151H151ZM154 150V151H153ZM19 151V154H20V156H19V154L17 153V152ZM26 151H29V153H28V155H24V152H26ZM61 151H62V149H61ZM76 151V152H77ZM133 151V152H132ZM16 152V153H15ZM21 152H23L22 154H21ZM48 152V153H47ZM65 152V151H64ZM73 152V153H74ZM75 152V153H76ZM88 152V153H87ZM92 152H93V154H92ZM113 152V151H112ZM124 152V153H123ZM153 152H155L156 153V155L155 156H153ZM162 152V153H161ZM207 152V153H206ZM241 152V153H240ZM9 153H11V159H10V157H9ZM43 153H44V155H43ZM63 153V152H62ZM88 154L89 155V153L90 154H92L91 155V157L89 158V156H86V154ZM102 153V152H101ZM131 153V154H130ZM137 153V155H135V157H134V154H136ZM49 154V155H48ZM71 154L72 153H70V157H73V156H71ZM143 154V155H142ZM151 154H152V157H151ZM159 154V155H158ZM162 154V156L161 157H159L160 155ZM21 155L23 156V163L20 165V161L18 162V160L19 159H21L22 157H21ZM30 155V156H29ZM37 155V156H36ZM48 155V157H49V162H46L45 160H48V157H46V156ZM86 157H88V159L90 160V162L92 163H88L87 164V166H85L84 164H85V162L83 163V160H84V157L85 156ZM94 155H96V156H94ZM123 155V156H124ZM171 155H172V158H171ZM174 155V156H173ZM234 155H235V157H234ZM248 156V158H247V156ZM5 155H4V157H6ZM30 157V160H31V162L29 161V159L26 161V159L24 158V157H26V158H29ZM75 156V155H74ZM84 156V157H83ZM92 156L94 157V158H92ZM160 158V159H158V157ZM192 156H194L195 158H196V163L198 164V166L196 165V163L195 164H193V162L192 161H190V159L192 160V158L191 157ZM244 156V157H243ZM253 156V157H252ZM19 157H21V158H19ZM82 157H83V159H82ZM96 157V158H95ZM136 157V158H137ZM147 157H148V159H147ZM188 157V158H187ZM189 157H190V159H189ZM203 157V158H202ZM233 157H234V159H233ZM241 157H243V159H248V160H243ZM47 158V159H46ZM79 158V159H78ZM120 158V156L119 157H117L116 158V161L118 160ZM130 159H131V157H129ZM162 158L164 159L163 161H167V165H166V169L163 171L164 172V175H162L163 174V172L162 173H159V175H157V174H155V171H154V169H155V166L156 165H158V163L157 162H159L160 160H162ZM167 158V159H166ZM198 158V159H197ZM237 158V159H236ZM254 158V159H253ZM16 159V158H15ZM15 159H13V160H15ZM24 159H25V161H24ZM72 159V158H71ZM87 159V160H88ZM91 159H93V161H91ZM94 159H95V162H94ZM131 159V160H132ZM147 159V160H146ZM158 159V160H157ZM173 159V160H172ZM184 159H186L185 160V164H184ZM211 159V160H210ZM213 159V160H212ZM221 159V160H220ZM225 159V160H224ZM227 159V160H226ZM54 160H55V162H54ZM69 160H70V158H69ZM85 160H86V158H85ZM100 160V161H99ZM204 160V161H203ZM242 160V161H241ZM43 161H45V162H43ZM51 161H52V163H51ZM59 161V162H58ZM73 161V160H72ZM99 161V162H98ZM130 161V160H129ZM154 161H156V163H155V165L154 164H152ZM173 161V162H172ZM175 161V162H174ZM179 161V162H178ZM183 161V162H182ZM207 161V162H206ZM245 161V162H244ZM29 162H30V164H29ZM43 162V163H42ZM78 162V163H77ZM80 162V163H79ZM93 162H94V165H93ZM149 163V166L147 165L148 163ZM187 162V163H186ZM199 162H200V164H199ZM224 162V163H223ZM8 163H9V161H8ZM15 163H19V165H17L16 167H15ZM36 163H38V164H36ZM45 163H46V165H45ZM69 163H71V161L69 162ZM141 163V164H142ZM190 163V164H189ZM229 164V166H230V169H231V173H229L230 174V176H229V174L228 175H226V172H225V174H224V170H222V168L221 167H223L224 166V164ZM246 165H245V164ZM12 164V163H11ZM60 164V163H59ZM76 164H77V166H76ZM89 164H91L90 165V167H89ZM166 164V163H165ZM169 164L171 165L170 167H169ZM64 165V166H63ZM75 165V166H74ZM145 165H147V166H145ZM177 165H178V167H177ZM185 165V166H184ZM243 165H245V166H243ZM9 166V165H8ZM11 166V165H10ZM13 166H12V168H13ZM53 166V167H52ZM70 166V165H69ZM94 166H95V168H94ZM191 166V167H190ZM86 167H87V169H86ZM89 167V168H88ZM173 167H175L176 168V170H177V173H182V175L180 174H178L177 175V177L178 178H180V180H178L179 181V184H180V182H181V184L178 186V184H177V186L175 185V183H174V181L176 180V182L178 183V181H177V179H175V176H172L173 174H172V171H170ZM186 167H187V169H186ZM200 167V168H199ZM239 167V168H238ZM246 167V168H245ZM24 166L23 167H20V168H18L19 170H18V173L16 172V171H12L11 169H10V167L9 168H7V166H6V171H8L7 169H10V171L12 172V173H14V178H12L13 180H15V178H17L18 177V175H19V171L21 172V171H23L24 169ZM80 168H83V170L82 169H80ZM85 168V169H84ZM110 168H109V172L110 171H112V170H110ZM139 168V167H138ZM157 168H159V167H157ZM192 168V169H191ZM206 168V169H205ZM208 168V169H207ZM232 168H233V170H232ZM243 168H245V169H247V172H244V170H243ZM1 169L2 168H0V171H1ZM34 169H35V171H36V169L38 170L37 172H35L34 171ZM41 169V168H40ZM77 169V170H76ZM91 169V170H90ZM183 169V170H182ZM184 169H186L185 171H184ZM204 169V170H203ZM210 169V170H209ZM216 169H217V172H216ZM236 169V170H235ZM65 170H67V171H65ZM79 170V171H78ZM81 170V171H80ZM88 171V172H90L91 173V175H89V174H85V171ZM25 171V170H24ZM167 171H168V173H167ZM187 171H188V173H187ZM215 172L214 174H215V176L213 175V177L212 176H209V178H210V181H212V178H213V181L210 183V186L209 187H206V186H199V184H197V181H198V179H199V177H201V175H205V173L206 174H208V173H210V172ZM2 172V171H1ZM48 172V171H47ZM65 172H67L66 174H65ZM88 172H86V173H88ZM93 172V173H92ZM191 172V173H190ZM203 174H202V173ZM210 173L209 175H212L213 173ZM219 172V173H218ZM3 173V172H2ZM9 173V174H8ZM17 173V174H16ZM56 173V175L57 176H60L59 174L61 173ZM74 173V174H73ZM82 173H83V175H82ZM135 173H137V172H135ZM135 173H134V175H135ZM186 175H185V174ZM236 173V174H235ZM11 173L10 172H7V175H10ZM72 174H73V176H72ZM166 174H167V176H166ZM226 175V176H224V175ZM1 176H2V174H0ZM17 177H16V176ZM37 175V174H36ZM75 175H76V177H75ZM88 175V176H87ZM109 176H110V173L108 174ZM151 175V176H152ZM188 175H191L192 177H194L195 178V181H196V183H195V185L192 183V181L191 180H184V176H188ZM194 175V176H193ZM199 175V176H198ZM219 175V176H218ZM5 176V175H4ZM11 176V175H10ZM9 176V177H10ZM20 176V175H19ZM40 176H42L41 174H40ZM63 176V177H64ZM164 176H165V178H164ZM197 176H198V178H197ZM236 176V177H235ZM6 177H8V176H6ZM6 177H4V179L2 178V177H0L1 179H0V183H1V181L2 182H4L6 185H7V183H6V180H7V178ZM101 177H102V180L104 179V178H106V177H103V174L101 175ZM108 177V176H107ZM137 177H140V174L139 173H137ZM137 177H136V175L134 176V178H136V180H135V182L138 180V179H140V178H138L137 179ZM154 177H153V179H154ZM168 177L170 178V180L168 179ZM212 177V178H211ZM247 177V176H246ZM246 177H245V180H246ZM6 178V179H5ZM77 178H79L78 180H77ZM100 178V179H99ZM110 178V177H109ZM112 178H113V176H112ZM111 178V179H112ZM142 178V177H141ZM161 178V179H160ZM182 178V179H181ZM226 178V179H225ZM3 179V180H2ZM111 179H110V181H111ZM175 179V180H174ZM217 179H219V180H217ZM5 180V181H4ZM104 180H106V179H104ZM215 180V181H214ZM77 181V182H76ZM117 180H115L114 181V179H113V182H116ZM133 181H134V179H133ZM161 181V182H160ZM165 181H167V183H165ZM171 181V182H170ZM238 181V180H237ZM8 182V181H7ZM12 180H11V184H9L8 186L9 187H11L12 188ZM80 182V183H79ZM105 182H107V183H109L108 182V178H107V181H105ZM138 182V183H137ZM136 183H137V185L139 184V180L137 181ZM153 182V183H152ZM221 182V183H220ZM4 183L2 184L1 183V188H3V189H5V186H3L4 185ZM10 183V182H9ZM14 183V182H13ZM111 183V185H113V187H114V183L112 184V181L110 182ZM170 183H171V187H170ZM177 187V190H176V187L175 186H173V184ZM213 183V184H212ZM75 184V185H74ZM79 184V185H78ZM80 184L82 185L81 187H80ZM191 184V185H190ZM220 184V185H219ZM222 184V185H221ZM224 184H225V186H224ZM14 185H15V183H14ZM14 185H13V187H14ZM187 185V186H186ZM172 186L175 188L174 189V191H173V188H172ZM240 186H241V184H240ZM169 187V188H168ZM206 187V188H205ZM110 188H112V187H110ZM110 188H106L105 189V192H106V197H108V196H110V195H112V193H111V191L109 192V189ZM163 188H166V190L164 189L163 190ZM194 188H196L195 190H194ZM197 188H198V190H197ZM204 188V189H203ZM208 188H209V190H208ZM218 188H219V192H218ZM239 188H241V187H239ZM238 188V189H239ZM9 188H7V186H6V190H4L5 192H1V193H8V194H6L7 195V197H8V195L10 194V195H12V197H14L13 199L14 200H12V203H10V201L9 200H11V196L9 195V197H11L10 199H9V197H8V201H7V203H5L6 204V206H7V204L9 203V205H8V207L11 205V208H13L14 207V209H9V210H7V212H5V213H7V214H10V215H8V217L10 216H12L11 215V211L13 210L14 211V213H15V211H17L18 209H17V206L19 205V203H18V201L16 202V200H17V198H18V200H19V198H20V196H21V193L19 192V197L17 196L18 195V192H17V195H16V192L15 191H17L16 189H15V191L12 189V191L15 193H12V192H9L10 191V189L8 190ZM169 189V190H168ZM119 190H121V189H119ZM7 191V192H6ZM19 191V190H18ZM29 191V190H28ZM65 191V190H64ZM77 191V190H76ZM78 191V192H79ZM136 191H138V192H136ZM134 193H135V195L137 196L138 194H136V193H140L139 195L141 196L142 195V193H141V191L139 190V188H137V190H136ZM159 193H158V192ZM167 191V192H166ZM172 191V192H171ZM195 191H197V193L195 192ZM249 191V190H248ZM247 191V192H248ZM70 192V193H71ZM30 192H26V195H28ZM66 193V192H65ZM86 193V192H85ZM92 193L93 192H91L90 194L92 195ZM179 193V194H178ZM182 193V194H181ZM208 193V194H207ZM249 193V192H248ZM251 193V192H250ZM250 193H249V195H250ZM94 194V193H93ZM165 194V195H164ZM200 194H201V196H200ZM212 194V195H211ZM5 195V194H4ZM47 193L46 194H44V196L45 197H47ZM65 196V198H66V200H67V198H69V200H70V197H71V195H68L67 196V194H64ZM108 195V196H107ZM134 195V194H133ZM215 195V196H214ZM248 195V196H249ZM37 196H39V199L42 197V199H40L41 201H40V204H41V202L42 201H44V202H42V206L44 207V205L45 204H48L49 202H46L47 200L45 199V197H43V196H41L40 197V195H35V197L37 198ZM62 197H63V195H61ZM93 196V195H92ZM160 196V197H159ZM183 196V197H182ZM201 197V199H200V197ZM210 196H211V198H210ZM17 197V198H16ZM34 197V196H33ZM32 197V198H33ZM56 197V196H55ZM62 197H57V200H59L60 201V199H61V201H62V203H63V201H65L63 204H61L60 202H56V204H53V200H54V202L56 201L55 199H53L52 197V203H49V207H47V208H49L50 209V207L51 206H53V205H57L56 207H55V210L57 209V214L55 215V216H57L58 215V217H59V214L61 213V215H60V217L62 216V212L64 211V215H63V217L61 218L62 220H60V218L58 219V217H57V220H60L59 222H58V225H60L59 223L61 222V224L63 225V227H64V229H65V231H64V233H65V236L62 234V236H64V237H67V240L68 239H71L70 241H72V244L74 245V243H75V246L74 247H76V245L77 246H79L80 245V242H79V240L81 239H79L78 238V236H79V234H81L82 232H79V231H77V229H72L71 227H72V225L70 226V224H69V222H68V220H70V207L66 204V200H64V198L62 199ZM135 197V196H134ZM204 197V198H203ZM44 198V199H43ZM49 198V197H48ZM58 198H60V199H58ZM93 198H96L95 196H93ZM220 200H219V199ZM142 199H144V196L142 195L141 196V200ZM198 199V200H197ZM225 199H227L226 198V196H225ZM224 199V200H225ZM46 200V201H45ZM95 200L96 199H92L91 201L93 202V205H95L94 203H95ZM141 200H139V202L141 201ZM195 200V201H194ZM205 200V201H204ZM223 200V199H222ZM222 200H221V202H222ZM14 201V202H13ZM31 201H33L34 202V200H32V199H30V201L29 202H31ZM36 201V200H35ZM48 201H49V199H48ZM215 201V202H214ZM226 201V200H225ZM225 201H223V202H225ZM32 202V203H33ZM37 202H38V199H37ZM46 202V203H45ZM133 203L132 204H134V202H135V200L134 201H132ZM162 202H163V204H162ZM190 204H189V203ZM195 202H197V203H195ZM203 202V203H202ZM217 202V203H216ZM31 203V205H35V204H32ZM35 203V202H34ZM97 203V202H96ZM201 203V204H200ZM213 203H215L214 205H213ZM200 204V206H198ZM13 205V206H12ZM16 205V206H15ZM28 205H29V203H28ZM39 205V202H38V204H36V206H38ZM51 205V206H50ZM60 205V206H59ZM61 205H62V207H61ZM169 205V204H168ZM186 205V206H185ZM191 205V206H190ZM197 207H196V206ZM204 205V206H203ZM225 205H228V201H227V204H226V202H225ZM41 206V207H42ZM46 206V205H45ZM95 206H97V204L95 205ZM155 206V207H154ZM39 207H40V205H39ZM40 207V210H37V211H40V212H42V209L43 208H41ZM60 207V208H59ZM65 207H67V211L65 210ZM69 207V208H68ZM169 208H170V205L168 206ZM195 207V208H194ZM16 208V209H15ZM19 208V212H21L22 210H20V208L22 209L23 208V210H24V208H25V206H23L22 207V205H20V207H18ZM27 208H28V206H27ZM27 208H25V209H27ZM200 208V209H199ZM38 209V208H37ZM51 209H52V207H51ZM93 209H96V208H94L93 207ZM97 209H99L98 208V206H97ZM125 209V208H124ZM155 209V210H154ZM162 209V210H161ZM191 209H192V211H191ZM1 210V209H0ZM11 210V211H10ZM46 210V209H45ZM127 210V209H126ZM203 210V211H202ZM36 210H34V212L36 213H34L36 216H39L38 217V220L40 221V222H38L39 224H41L42 223V225H43V222L45 221H43L42 220V222H41V217H40V215L42 214H40V212H39V214H38V212H37ZM125 210H123V212H124ZM137 211V212H136ZM152 212V214H151V212ZM1 212V214L4 212H2V211H0ZM10 212V213H9ZM18 212V211H17ZM58 212H60L59 214H58ZM74 211L71 209V215H72V213H73ZM127 212V211H126ZM158 212V213H157ZM192 212V213H191ZM93 213H94V211H93ZM127 213V214H128ZM181 215H180V214ZM210 213V212H209ZM0 214V215H1ZM4 214V213H3ZM13 214V213H12ZM43 214H44V209H43ZM121 214V213H120ZM120 214H119V217H120ZM126 214V215H127ZM150 214H151V216H150ZM184 214H186L185 212H184ZM14 215V214H13ZM67 215H69V217L67 216ZM94 215H96V213H94ZM123 215H125L124 213H123ZM132 215V214H131ZM130 215V216H131ZM210 215H213V213H210ZM209 215V216H210ZM3 215H1V217H2ZM191 216V217H190ZM209 216H207V217H209ZM3 217H6V216H3ZM2 217V218H3ZM121 217H122V215H121ZM124 217H126V216H124ZM129 217V216H128ZM128 217L126 218L127 220H128ZM155 217V218H154ZM69 218V219H68ZM123 218V217H122ZM152 218H154L153 220H152ZM181 218V219H182ZM183 218V219H184ZM210 218H213L212 216H210ZM4 219V218H3ZM111 219V218H110ZM132 219H130V220H132ZM150 219V220H149ZM159 219V220H158ZM183 219H182V221H183ZM186 219V218H185ZM184 219V220H185ZM192 219V220H191ZM193 219H194V221H193ZM214 219L215 218H213V221H214ZM236 221H235V223L236 224H238L239 223V221L236 219V218H234ZM233 219V220H234ZM66 220V221H65ZM109 220V219H108ZM114 220V219H113ZM120 220H121V218H120ZM154 220H156V221H154ZM163 220V221H162ZM166 222H165V221ZM187 220V219H186ZM232 219H230V220H228V222L229 223H231V224H234V221H233ZM64 221V222H63ZM153 221V222H152ZM189 221H190V224L188 225V223H189ZM210 221H212V220H210L209 219V223L208 224H210V225H206V227L207 226H210L211 227V223H210ZM140 222V223H139ZM188 222V223H187ZM233 222V223H232ZM238 222V223H237ZM149 223V224H148ZM164 223V224H163ZM68 224V225H67ZM140 224V225H139ZM145 224V225H144ZM160 224H162V225H160ZM170 224V225H169ZM65 225V226H64ZM160 227H159V226ZM172 225V226H171ZM44 226V225H43ZM143 228H142V227ZM201 226V228L203 227H205L204 225H200ZM229 226V225H228ZM60 227V226H59ZM146 227V228H145ZM162 227V228H161ZM164 227H165V229H164ZM168 227V228H167ZM230 227V226H229ZM248 227H250V226H248ZM41 228H42V226H41ZM134 228V229H133ZM137 228V229H136ZM214 228V227H213ZM254 228H256L257 230L256 231H254V232H258L259 230V228H257L256 226L254 227L253 226V228H251L250 227V229L252 230V232H253V229ZM44 229V228H43ZM71 229V230H70ZM127 229V230H128ZM135 229H136V231H135ZM145 229V230H144ZM160 229V230H159ZM205 229V228H204ZM211 230H209V227H208V230H207V232H209L208 234H207V232H205V235L207 234V235H209V237H205V235H203V239H202V237H201V239H202V244H204V242H203V240L204 239H206L207 238V240L210 238V237H215V238H213L212 237V240H213V242H214V240L216 239V236H215V234H214V231H215V233H216V229L213 231L212 230V228H210ZM69 230V231H68ZM134 230V231H133ZM138 230V231H137ZM172 230V231H171ZM175 230V231H174ZM255 230V229H254ZM71 231H73V232H71ZM74 231H75V233H74ZM139 231H140V233H139ZM142 231V232H141ZM162 231V232H161ZM170 231V232H169ZM198 231H200V227H199V229H198ZM205 231H206V229H205ZM79 232V233H78ZM212 232H213V234H212ZM70 233V234H69ZM73 233V234H72ZM112 233V232H111ZM130 235H129V234ZM143 233V234H142ZM169 233V234H168ZM249 233H251V231L249 232ZM248 233V236H250V234ZM178 234V233H177ZM212 234V235H211ZM254 234V233H253ZM252 233H251V237H254V235H253ZM51 235H52V232H51ZM54 235V234H53ZM78 235V236H77ZM253 235V236H252ZM70 236V237H69ZM72 236V237H71ZM134 236V237H133ZM53 237V236H52ZM77 237V238H76ZM80 237V236H79ZM133 237V238H132ZM157 237H159V239H160V244H163V245H166L165 246V248L163 247V249H161V247L158 245V244H156L155 243V241H156V239H157ZM173 237V238H172ZM73 238V239H72ZM77 240H76V239ZM92 239V237H88L87 238V240L88 241H86V239L84 240V239H82V240H84V242H82V240H80L82 243H84V245L85 246H83V244L82 245H80V246H82V247H85L86 248V246L88 245V243H89V241ZM115 239V242H114V240L113 239ZM198 238H199V235H198ZM42 239H44L43 241H45L46 240V237L44 238V236H43V238ZM79 239V240H78ZM122 239V240H121ZM75 240V241H74ZM113 240V241H112ZM131 240V241H130ZM171 240V241H170ZM218 240V239H217ZM217 240H215V242L217 243ZM40 241V240H39ZM39 241H37V243L39 242ZM42 240H41V242H43ZM47 241H49L48 239H47ZM121 241V242H120ZM201 241V240H200ZM224 239L222 240V241H219V243H217L218 245L216 246V248H217V252L219 251L218 250V248H219V245L220 244H223V245H225L224 247V249H226L227 247L229 248L230 246H231V244H230V241L227 239V241L225 242V244H224ZM52 242H53V238H52ZM51 242V243H52ZM88 242V243H87ZM135 242L137 243H135L136 245H139V243L141 244V242L139 241V240H135ZM196 242V241H195ZM195 242H194V240H193V242H192V246H191V250H190V252L192 251V253H194V254H192L191 253V256L193 255V256H195V257H200V253L199 252H197V251H195ZM221 242V243H220ZM45 243H46V241H45ZM79 243V244H78ZM114 243V244H113ZM131 243H130V245H131ZM201 243V242H200ZM229 244L228 246L226 245V244ZM36 244V242H34V245ZM87 244V245H86ZM173 244H175V242L173 243ZM24 245H27V244H24ZM28 245H30V244H28ZM27 245V249H28V246ZM34 245L32 244V246L34 247ZM133 245V244H132ZM122 246H123V244H122ZM121 246V247H122ZM133 246H135V245H133ZM227 246V247H226ZM35 247H36V245H35ZM34 247V248H35ZM25 249H26V247H24ZM44 248H46V247H44ZM43 248V249H44ZM48 248H49V246H47V250L46 251H48ZM85 248H81V249H83V250H85ZM215 248V249H216ZM228 248L226 249V251L228 250ZM158 249V250H157ZM39 250V249H38ZM159 250H160V252H159ZM166 250V251H165ZM183 250V249H182ZM87 250H85V252H86ZM184 251V250H183ZM194 251V252H193ZM226 251H224V252H226ZM164 252H168V253H164ZM170 252V253H169ZM113 253V252H112ZM164 253V254H163ZM204 253H206V251L204 252ZM227 253V252H226ZM66 254H68V253H64L63 252V255L62 256H67ZM152 254H154V255H152ZM158 254V255H157ZM167 254V255H166ZM169 254H171V255H169ZM196 254L198 255V256H196ZM160 255V257H158ZM164 255V256H163ZM48 256H51L50 254L48 255ZM47 256V257H48ZM167 256V257H166ZM190 256V255H189ZM189 256L187 257V256H184L183 255V257H181V255L178 257L179 259H181V260H183V258L185 259V258H188L189 259ZM190 256V259L191 258H195V257H191ZM218 256L221 258V256L219 255V252H218ZM65 257H62V258H65ZM142 257V258H141ZM203 257H206V255L204 256L203 255ZM202 257V258H203ZM49 258L50 257H48V260H49ZM159 258V259H158ZM164 258H166V259H164ZM201 258V257H200ZM199 258V259H200ZM225 258V256L223 257L222 256V259H224ZM144 259V260H143ZM205 259V258H204ZM226 259V258H225ZM205 260H207V258L205 259Z\"/></svg>",
  "mask_w": 264,
  "mask_h": 264
},
{
  "label": "bare ground",
  "instance_id": "2",
  "mask_svg": "<svg viewBox=\"0 0 264 264\" xmlns=\"http://www.w3.org/2000/svg\"><path fill=\"white\" fill-rule=\"evenodd\" d=\"M1 1H3V0H1ZM6 1V0H5ZM16 1V0H15ZM107 1V0H106ZM211 1H213V0H211ZM220 1V0H219ZM228 1V0H227ZM247 1V0H246ZM256 2H254V3H260V0H255ZM49 2H51V3H56V4H58V5H60L61 7H59L58 9H48L47 10V21H46V23H45V25H44V27H43V29H41V28H38V27H36V22H35V19L32 17V16H30L29 15V12L31 11L30 9H28V10H25V12H23L24 11V9H21L22 10V13H24L25 14V21H24V19H22L24 22H25V24H28V22L32 25H30L29 24V28H31V27H33V29H29L28 28V31H30L31 33H33V36L32 37H29L28 35H27V33H23V29H24V27H25V25H23L24 23H23V21L21 20V16L23 15V14H19L20 15V17H19V15L17 14V12H18V10H16L15 12H16V14L18 15L17 17H16V15L14 16V17H12V19H13V24H10L11 23V21H12V19H11V21H9V23H7L6 24V26L9 24L10 26H11V28L9 27V30H10V33H11V39H9V41H7V42H11L10 40H12V41H14V43L13 44H15V50L17 49L16 48V45L19 43V44H21V47H22V45H23V47H22V49H21V47H20V49H21V51H24L25 53H28V52H34L33 51V49H30L32 46H33V48L35 47V43H36V39L39 37V40L41 41V42H43V43H45V45L47 44H51V42H52V40H56V42H59V43H61L62 44V46H63V48H65V49H62V51L61 52H66V49H67V47H68V45H70L71 43H72V41L73 40H75L76 41V43H77V47H79V45H80V43H81V41H82V39L80 38H78V40H76L75 39V34L73 33V32H71L70 31V28H69V26H72V25H74V24H76L78 21L79 22H81L82 24H84L85 25V23H84V17H82L83 15H80L81 17H79V18H77L76 17V7H71V8H68V7H64V5H73V3L74 2H77V0L75 1V0H24V2H23V0H17L15 3H22V4H26V3H30V4H45V3H49ZM79 2H81L80 0H79ZM91 2V1H90ZM118 2V1H117ZM116 2V3H117ZM168 0H153V3H152V9L151 10H155L154 12H156V10H159V7L161 6V5H164V4H166V5H168ZM207 3H208V1H206ZM222 2V1H221ZM220 2V3H221ZM83 3V2H82ZM86 3H87V1H86ZM108 3V2H107ZM225 2H223L221 5H225L224 4ZM77 4H78V2H77ZM77 4H74V5H77ZM119 4V3H118ZM200 4V3H199ZM209 4V3H208ZM208 4H206V5H208ZM228 4H230V3H228ZM244 4V3H243ZM93 5V4H92ZM165 5V7H167ZM213 5V4H212ZM216 5H218V2L216 3ZM216 5H213V6H216ZM256 5V4H255ZM254 6V5H253ZM134 7V6H133ZM133 7H131L130 9H134ZM256 7V6H255ZM213 8H215V7H213ZM213 8H211V10L210 9H208V11L210 10V14L211 15H209V18L207 19V20H204V23H201V24H198V22H197V24L196 25H200V29H199V32H201V34L203 33V36H205L207 33H208V31L206 30V29H209V27H213L215 24H218V25H216V26H214L212 29V31H211V29H209L210 30V35L211 36H213L214 38H216V39H220V35H221V31L223 30V31H225V29H226V24L228 23V21H226L225 20V17H224V12L222 11V10H218V9H216L215 8V10H213ZM258 8H259V6H258ZM257 8V11L259 10ZM93 9V8H92ZM248 9V8H247ZM120 10V9H119ZM143 10V9H142ZM145 10V9H144ZM213 10V11H212ZM222 11V13L220 14V12H218V11ZM249 10V9H248ZM122 11V10H121ZM129 11H131V10H129ZM141 11V10H140ZM166 11V10H165ZM1 12V11H0ZM9 12H11V10L9 11ZM14 12V11H13ZM19 12H20V9H19ZM78 12V11H77ZM251 12H253L252 10H251ZM80 13V12H79ZM128 13V12H127ZM215 13H218V15H219V19L217 20V16L215 15ZM255 13V12H254ZM257 13V12H256ZM2 14V13H1ZM186 14H187V12H186ZM99 15V14H98ZM116 15H118V14H116ZM133 15V14H132ZM157 15V14H156ZM202 14H200V16H201ZM6 16V15H5ZM0 17V22L2 23V24H5V21L7 20L6 19V17ZM85 16V15H84ZM94 16V15H93ZM114 16V15H113ZM155 16V15H154ZM112 17V16H111ZM117 17V16H116ZM121 17V16H120ZM160 17H162V16H160ZM187 17V16H186ZM197 17V16H196ZM203 17H204V14L202 15V17H201V19L200 20H202L203 19ZM18 19V22L17 21H15L16 19ZM23 18H24V16H23ZM108 18H110V17H108ZM135 18V17H134ZM155 18V17H154ZM157 18H158V15H157ZM164 18V17H163ZM180 18V17H179ZM243 18H245L244 16H243ZM19 19L21 20V22L19 21ZM132 19V18H131ZM192 19V18H191ZM9 20H10V18H9ZM94 20V19H93ZM98 20H99V18H98ZM111 20V19H110ZM110 20H109V22H110ZM126 20V19H125ZM177 20V19H176ZM184 20V19H183ZM187 20V19H186ZM198 19L196 18V21H197ZM228 20V19H227ZM251 20H253V19H251ZM250 20V21H251ZM259 20V19H258ZM258 20H257V23H258ZM8 21V20H7ZM26 21H28L27 23H26ZM90 21V20H89ZM136 21V20H135ZM168 21V20H167ZM246 21V20H245ZM96 22H98V21H96ZM104 22V21H103ZM106 22V21H105ZM132 22V21H131ZM193 22V21H192ZM232 22H233V20H232ZM256 22V21H255ZM0 23V24H1ZM14 23H17V24H14ZM128 23V22H127ZM130 23V22H129ZM186 23V22H185ZM241 23V22H240ZM246 23V22H245ZM23 26H22V25ZM48 24H51L52 25V27H51V29H49L48 27H47V25ZM87 24V23H86ZM96 24V23H95ZM109 24V23H108ZM180 24V23H179ZM187 24V23H186ZM234 24V23H233ZM259 24V23H258ZM257 24V25H258ZM8 25V26H9ZM89 25V24H88ZM110 25V24H109ZM108 25V26H109ZM137 25V24H136ZM177 25V24H176ZM181 25V24H180ZM31 26V27H30ZM86 26V25H85ZM108 26H107V28H108ZM114 26V25H113ZM115 26H116V24H115ZM124 26V25H123ZM149 26H150V24H148V25H146V29L148 30L149 29ZM173 26V25H172ZM185 26H187V25H185ZM228 26H230V25H228L227 24V27ZM244 26V25H243ZM253 26V25H252ZM259 27H260V25H258ZM0 27H1V25H0ZM76 27V26H75ZM136 27V26H135ZM151 27V26H150ZM179 28H180V26H178ZM189 27V26H188ZM208 27V28H207ZM222 27H223V29H222ZM251 27V26H250ZM254 27V26H253ZM2 28H4V26H2ZM2 28H0V29H2ZM74 28V27H73ZM80 28V27H79ZM82 28H83V25H82ZM88 28V27H87ZM116 28H118V26L116 27ZM187 28V27H186ZM191 28V27H190ZM230 28V27H229ZM247 28H249V27H247ZM76 29V28H75ZM109 29V32H108V30H106L108 33H111V35H112V33H114L115 34V29L113 28V27H109L108 28ZM128 29V28H127ZM222 29V30H221ZM228 29V28H227ZM250 29V28H249ZM253 29V28H252ZM259 29V28H258ZM34 32H33V31ZM78 30V29H77ZM84 30V29H83ZM87 30V29H86ZM183 30V29H182ZM181 30V31H182ZM188 30V29H187ZM186 30V31H187ZM70 31V32H69ZM119 31V30H118ZM132 31V30H131ZM131 31H129L128 30V32L125 34L126 36H129L128 38H130V39H132V37H133V33H131ZM172 31V30H171ZM174 31V30H173ZM179 31V33H180V30H178ZM189 31V30H188ZM190 31H192V32H196L197 31V29L196 28H193L192 30H190ZM229 31H230V29H229ZM256 31H257V29H256ZM84 32V31H83ZM258 32V31H257ZM260 32V31H259ZM21 33H23V35H21ZM85 33V32H84ZM87 33V32H86ZM120 33V32H119ZM138 33V32H137ZM182 33H184V30H183V32ZM191 33V32H190ZM229 33V32H228ZM77 34V33H76ZM80 34V33H79ZM88 34V33H87ZM172 34V33H171ZM186 35V34H185ZM108 36V35H107ZM116 35H114V37H115ZM200 36V35H199ZM207 36V35H206ZM254 36V35H253ZM83 37V36H82ZM194 37V36H193ZM229 37H231V36H229ZM113 38V37H112ZM206 38V37H205ZM209 39H210V37H208ZM225 38V37H224ZM224 38H223V42H224ZM258 38H259V36H258ZM173 39V38H172ZM185 39V38H184ZM215 39V40H216ZM54 40V41H55ZM107 40V39H106ZM113 40V39H112ZM117 40V39H116ZM129 40V39H128ZM177 40V39H176ZM211 40V39H210ZM217 40V41H218ZM258 40V39H257ZM40 41H39V43H40ZM131 41V40H130ZM132 41H133V39H132ZM132 41H131V43H132ZM136 41V40H135ZM196 41H197V39H196ZM227 41V40H226ZM226 41H225V44H226ZM233 41V40H232ZM236 41V40H235ZM29 42H31L30 44H32L33 42V45H29ZM218 42H220V41H218ZM239 42V41H238ZM253 42V41H252ZM259 42V41H258ZM12 43V42H11ZM131 43H130V45H131ZM171 43V42H170ZM200 43V42H199ZM222 43V42H221ZM220 43V44H221ZM233 42H231V44H232ZM236 43V42H235ZM5 44H7V43H5ZM12 44V45H13ZM37 44V43H36ZM132 44H134V43H132ZM198 44V43H197ZM212 44V43H211ZM230 44V41H229V43H228V45ZM231 44L229 45V46H227V47H229V49L231 48ZM1 45H3V44H1L0 43V46ZM8 45V44H7ZM6 45V46H7ZM54 45V44H53ZM57 45H58V43H57ZM130 45L129 44H123V45H121V48H119L118 49V51L121 53V55L122 56H126V55H129V54H134V55H136V56H139L140 57V60H141V62L143 61H146L147 59H156L157 58V54H156V52L154 51V49L153 48H150V49H140V48H136V52H133V53H131V49H132V47H130ZM136 45V44H135ZM139 45V44H138ZM144 45V44H143ZM187 45V44H186ZM242 45V44H241ZM5 46V45H4ZM11 46V45H10ZM14 46V45H13ZM30 46V47H29ZM37 46H38V44H37ZM37 46H36V48H37ZM39 46H40V44H39ZM55 46V45H54ZM62 46H60L61 48H62ZM174 46V45H173ZM213 46V45H212ZM222 46V45H221ZM225 46V45H224ZM223 46V47H224ZM246 46V45H245ZM255 46H256V44H255ZM29 47V48H28ZM41 47L42 46H40V47H38V48H40L41 49ZM51 47H52V45H51ZM58 47V46H57ZM108 47V46H107ZM153 47V46H152ZM184 47V46H183ZM186 47V46H185ZM189 47V46H188ZM219 47V46H218ZM223 47H221V48H223ZM14 48V47H13ZM13 48H11V49H13ZM134 48V47H133ZM245 48V47H244ZM249 48V47H248ZM257 48V47H256ZM0 49H1V47H0ZM53 49H55V48H53ZM58 49V48H57ZM56 49V50H57ZM241 49V48H240ZM239 49V50H240ZM242 49H243V46H242ZM247 49V48H246ZM37 49H35V51H36ZM60 50V49H59ZM58 50V51H59ZM221 50V49H220ZM42 51H43V47H42V50H41V53H42ZM45 51H47L48 52V50H46L45 49ZM57 51V52H58ZM73 51H75V49H73ZM183 51V50H182ZM214 51V50H213ZM227 51H231V52H229V55L228 56H231V54L230 53H232V48L230 49V50H227ZM254 51V50H253ZM1 52V51H0ZM14 52H16V51H14V49H13V54H15L14 56H12L13 57V59L12 60H16L15 62H16V64L18 63V62H20V63H22L21 61H17V59H14L15 58V56H16V58H17V56L18 55H20V57H22L21 56V54L20 53H18V52H20V50H17V53H14ZM55 52V51H54ZM56 52V53H57ZM171 52V51H170ZM248 52V51H247ZM256 52V51H255ZM3 53V52H2ZM35 53V52H34ZM195 53V52H194ZM226 53L227 52H225V56H227L226 55ZM239 52H237L236 53V56H237V54H238ZM240 53L241 54H243V53H245V52H242V51H240ZM250 53V52H249ZM4 54H6L5 53V51H4ZM39 54H40V52H39ZM39 54H37L36 53V55H39ZM58 54V53H57ZM212 54V53H211ZM252 54H253V52H252ZM257 54V53H256ZM22 55H23V53H22ZM45 55V54H44ZM44 55H42V56H44ZM48 55H49V53H48ZM176 55V54H175ZM224 55H220V59H218V62L219 61H222V60H227V58H230V60H231V57H224ZM247 55V54H246ZM245 55V56H246ZM255 55V54H254ZM2 56H4V55H2ZM10 57H11V55H9ZM32 56V55H31ZM46 56V55H45ZM62 56H63V53H62ZM66 56V55H65ZM239 56H240V54L238 55V61H239ZM257 55H255V57H256ZM260 56V55H259ZM9 57V58H10ZM19 57V58H20ZM24 58L23 59H18V60H25V58H29V60L31 59L30 58V56H28V54H25V56H23ZM244 57V56H243ZM247 57V56H246ZM249 57H252L251 55H249ZM3 58H8V57H6V55H5V57H2V60H4L5 61V59H3ZM28 58L26 59V60H28ZM124 58V57H123ZM134 58V57H133ZM169 58V57H168ZM215 59H217L216 57H214ZM234 58H235V56H234ZM245 58V57H244ZM244 58H242V59H244ZM58 59V58H57ZM59 59H60V57H59ZM215 59H213V57H212V60L213 61H217V60H215ZM261 59V58H260ZM260 59H259V61H257L258 62V64L256 63V64H254L253 65V67L254 68H252V62H251V60H253L252 58H250V59H248L247 58V60H249L250 61V67L253 69V70H255L256 69V67H257V65L259 66V63H261V61H260ZM61 60V59H60ZM69 60V59H68ZM67 60V61H68ZM159 60V59H158ZM182 60V59H181ZM237 60V59H236ZM3 61V62H4ZM10 61H11V59H10ZM9 60H8V62H10ZM33 61V60H32ZM34 61H36V60H34ZM71 61V60H70ZM156 61V60H155ZM211 61V60H210ZM232 61V60H231ZM234 61H235V59H234ZM237 61V62H238ZM27 62H29V61H25V63H24V61H23V64H25L24 65V67H22V68H26L27 66L26 65H33V64H37L38 62H32V64L31 63H29V64H27ZM30 62H31V60H30ZM184 62V61H183ZM191 62L192 61H190V64H191ZM228 62V63H227ZM225 64V66L224 67H222V66H219V67H221L220 69H217L216 71H213V70H211V71H213L214 73H216V76H217V74L218 75H224L225 76V74H226V76L228 75L227 73V69H228V71H231L232 69H233V67L234 68H236L235 66L238 64L236 61H235V63H237L236 65L234 64V63H230L229 61H227ZM253 62H254V60H253ZM11 63V62H10ZM12 63H14V61H12ZM58 63V62H57ZM62 63V62H61ZM72 64H74L75 63V56H72V62H71ZM71 63H70V65H71ZM125 65H126V63L125 62H123ZM123 63L121 64V65H123ZM145 63V62H144ZM189 63V62H188ZM188 63H186V64H188ZM210 63H212V62H210ZM214 63V62H213ZM217 63V62H216ZM16 64H15V66H16ZM42 64V63H41ZM40 64V65H41ZM51 64V63H50ZM59 64V63H58ZM64 64V63H63ZM98 65H99V69H100V63L98 62L97 63ZM108 64V63H107ZM175 64V63H174ZM179 64V63H178ZM184 64V63H183ZM245 64V63H244ZM18 65H20V64H18ZM17 65V66H18ZM29 65V66H30ZM65 65V64H64ZM120 65V66H121ZM214 65V64H213ZM212 65V66H213ZM219 65H220V62H219ZM235 65V66H234ZM26 66V67H25ZM38 66H39V64H38ZM51 66V65H50ZM186 66H188V68H190V66L189 65H186ZM69 67H71V66H69ZM123 68H124V70H126L127 71V69H128V66H122ZM122 67H119V69L120 70H123V68ZM143 67V66H142ZM141 66H136L134 69H135V72H138L137 74H139V75H141L139 72H141L142 73V70H143V68H144V71H143V75L145 76L146 74H147V71L145 70L146 69V67H143L142 68ZM179 67H180V65H179ZM182 67V66H181ZM180 67V68H181ZM184 67V66H183ZM191 67H193L192 65H191ZM14 68V67H13ZM18 68H19V70H18ZM21 67H17V69H15L16 71H19V73H17V72H15L14 71V73L12 74V75H14V74H19V76L18 77H16V75H14L12 78L10 77V76H12V75H3V73H1L2 71L4 72V70L3 69H6V68H2V71L0 72V81H1V79H2V82H1V84H0V86L2 85V83H3V86L4 87H1L0 89H2V91H0V94H3V95H6L7 94V92H6V90L7 91H12L13 89L12 88H10L9 87V85H12V83H13V81H15L17 78H19L20 77V73L22 72L23 74L25 73V71L27 70H23ZM28 68V67H27ZM46 68H48V67H46ZM97 68V67H96ZM187 68V67H186ZM250 68V69H251ZM258 68V67H257ZM33 68L32 67H30L29 68V71H32V73H31V75H34L35 73H36V71H35V73H33V70H32ZM42 69V68H41ZM53 69V68H52ZM133 69V70H134ZM183 69V68H182ZM193 69V68H192ZM196 69V68H195ZM213 69V68H212ZM238 69V68H237ZM247 69V68H246ZM247 70V71H249L250 73H252L253 72V70ZM259 69V68H258ZM0 70H1V68H0ZM14 70V69H13ZM13 70H11L12 72H13ZM40 69H38V71H39ZM47 70V69H46ZM56 70V69H55ZM75 70V69H74ZM73 70V71H74ZM180 70V69H179ZM178 70V71H179ZM184 70V69H183ZM239 70V69H238ZM53 71V70H52ZM69 71V70H68ZM99 71L100 70H98V73L97 74H99ZM119 71V70H118ZM160 71V70H159ZM188 71V70H187ZM186 71V72H187ZM252 71V72H251ZM256 71V70H255ZM253 72V73H256V72ZM6 72V71H5ZM4 72V73H5ZM8 72H9V74H11L10 73V71H7V74H8ZM40 73H42L41 71H39ZM44 72V71H43ZM54 72V71H53ZM70 72V71H69ZM75 72V71H74ZM120 72V71H119ZM180 72V71H179ZM192 72V71H191ZM200 72V71H199ZM205 72V71H204ZM207 72V71H206ZM258 72H259V70H258ZM40 73H36V75L38 76ZM46 73V72H45ZM44 73V76L42 77V74H40V76H39V78H38V81H39V79L41 80V78L42 79H44L43 80V82L41 83V81H40V83H36V82H38L37 81V79L35 80V82H33V83H31V82H29L30 81V78H29V80H28V78H27V81L29 82V83H31V84H33V86H35L34 85V83L36 84V86H35V88L34 87H32L33 89H36V90H38V92H39V90L41 89V87H43L44 88V91H47L48 93H49V89H50V87L52 86V85H54V84H56L53 80H51V81H53V82H48V80H50V79H54L55 81H58L57 80V78L55 79L54 77L53 78H49V79H47L48 77H46L45 74ZM51 73V72H50ZM117 73V72H116ZM133 73V72H132ZM184 73V72H183ZM198 73V72H197ZM237 73H239V71L237 72ZM244 73H246V72H244ZM252 73V74H253ZM28 74H29V72H28ZM120 74V80H121V86L122 87H127V85H128V78H127V76H126V72H124L123 73V71L121 72V73H119ZM136 74V73H135ZM159 74V73H158ZM179 74V73H178ZM213 74V73H212ZM231 74V73H230ZM247 74V73H246ZM252 74H250V75H252ZM257 74V73H256ZM255 74V75H256ZM258 74H260V73H258ZM257 74V75H258ZM50 75H52V74H50ZM75 75V74H74ZM105 75H106V73H105ZM108 75V74H107ZM148 75V74H147ZM161 75V74H160ZM180 75V74H179ZM185 75V74H184ZM187 75V74H186ZM255 76V79H256V84L254 85V86H251V87H249L248 85H245L244 86V88H243V90H245V92L246 93H248L249 95H251V97H252V95H255L258 91H259V88H260V86H259V78H260V76L258 77V76ZM4 76H7L6 78H4ZM28 76V75H27ZM37 76H35L36 78H37ZM68 76H69V74H68ZM149 76V75H148ZM174 76V75H173ZM190 76V75H189ZM193 76V75H192ZM197 76V75H196ZM211 76V75H210ZM215 76V75H214ZM215 76V77H216ZM238 76V75H237ZM249 75H247L246 77H248ZM26 77V76H25ZM24 77V78H25ZM29 77V76H28ZM34 76H32V78H33ZM34 77V78H35ZM71 77V76H70ZM136 77V76H135ZM141 77V76H140ZM170 77V76H169ZM169 77L167 78V79H169ZM176 77V76H175ZM175 77H173V78H175ZM187 77V76H186ZM200 77V76H199ZM212 77V76H211ZM217 77H219V76H217ZM221 77V76H220ZM228 77V76H227ZM4 78V79H3ZM23 78V77H22ZM33 78V79H34ZM60 78V77H59ZM64 78V77H63ZM62 78V79H63ZM67 78V77H66ZM177 78V77H176ZM182 78H183V76H182ZM240 78V77H239ZM33 79H31V80H33ZM68 79V78H67ZM72 79V78H71ZM201 79V78H200ZM212 79V78H211ZM214 79V78H213ZM18 80V79H17ZM17 80L15 81V84H16V82H17ZM21 80V79H20ZM19 80V81H20ZM61 80V79H60ZM164 80H166L165 78H164ZM170 80V79H169ZM173 80V79H172ZM189 80V79H188ZM198 80V79H197ZM209 80V79H208ZM19 81H18V83H19ZM27 81H25V83L22 81V83H21V85L19 86L18 84H16L17 86V89H16V87L14 86V89H15V92L17 93V90L18 89H21V90H19V91H21L22 93H21V96H22V94L24 95V90H25V88H26V86H24V84L25 85H28V87H30L31 88V86L32 85H30ZM190 81V80H189ZM205 81H207V80H205ZM210 81V80H209ZM26 82L28 83V84H26ZM62 82V81H61ZM60 82V83H61ZM152 82V81H151ZM157 82V81H156ZM159 82V81H158ZM161 82V81H160ZM159 82V83H160ZM168 82H170V81H168ZM183 82V81H182ZM186 82V81H185ZM191 82H192V80H191ZM191 82H189V83H191ZM199 82V81H198ZM197 82V83H198ZM208 82V81H207ZM24 83V84H23ZM59 83V84H60ZM64 83H66V81L64 80L63 81V84ZM67 83H69V79L67 80ZM150 83V82H149ZM164 83V82H163ZM179 83V82H178ZM187 83V82H186ZM188 83V84H189ZM196 83V82H195ZM20 84V83H19ZM37 84H39L38 86H37ZM63 84H61V86H66V84L65 85H63ZM155 84H157V83H155ZM166 84V83H165ZM180 84V83H179ZM193 84V83H192ZM203 84V83H202ZM205 84H206V82H205ZM212 84V83H211ZM227 84V83H226ZM230 83H228L227 85H229ZM23 85V86H22ZM30 85V86H29ZM159 85V84H158ZM176 85V84H175ZM185 85H187V84H185ZM225 84H222V89L223 88H225V87H223ZM227 85H225V86H227ZM146 86V85H145ZM160 86H161V84H160ZM159 86V87H160ZM164 86V85H163ZM166 86H168V85H166ZM171 86V85H170ZM195 86H196V84H195ZM242 86H243V84H242ZM23 87V88H22ZM27 87V88H28ZM36 87H38V89L36 88ZM93 87H98V89H99V86L96 84V82H95V80L93 81ZM151 87V86H150ZM158 87V88H159ZM179 87V86H178ZM193 87H194V85H193ZM202 87V86H201ZM95 88V89H96ZM185 88V87H184ZM183 88V89H184ZM190 88H192V86L190 87ZM220 88V87H219ZM218 87H217V90L219 89ZM32 89V90H33ZM152 89V88H151ZM182 89V88H181ZM196 89V88H195ZM200 89V88H199ZM202 89V88H201ZM208 89V88H207ZM226 90H227V93L229 94V96L227 97V94H226V96L225 95H220V99L224 102V100H225V98L227 99V98H231L230 96H232V94H233V92H232V87H231V84L227 87V88H225ZM225 89H223V94H225L226 92H224V91H226ZM26 90H28V92H30V91H32L31 89H30V91H29V89H26ZM35 90V91H36ZM150 90V89H149ZM155 90V89H154ZM192 90V89H191ZM190 89L187 91V88H186V90H185V92L187 93H190V91H191ZM241 90V89H240ZM256 90H258V91H256ZM18 91V92H19ZM92 91V90H91ZM156 91V90H155ZM162 91V90H161ZM210 91V90H209ZM216 91V90H215ZM239 91V90H238ZM87 92V91H86ZM124 92V91H123ZM134 92V91H133ZM149 92V91H148ZM159 93H160V91H158ZM181 92V91H180ZM198 92V91H197ZM196 92V93H197ZM207 92V91H206ZM210 92H212V91H210ZM244 92V91H243ZM256 92V93H255ZM20 93V92H19ZM71 93V92H70ZM70 93H68V95L70 94ZM81 93V92H80ZM84 93H85V91H84ZM102 93V92H101ZM167 93V92H166ZM184 93V92H183ZM187 93V94H188ZM200 93V92H199ZM209 93V92H208ZM208 93H206V94H208ZM218 93L220 94V93H222V90L220 89V92L218 91ZM246 93L244 94H242V95H245V97H246ZM252 93H254V94H252ZM29 94V93H28ZM30 94H32V92H30ZM29 94V95H30ZM47 94V93H46ZM73 94V93H72ZM135 94V93H134ZM150 94V93H149ZM209 94H211V93H209ZM216 94V93H215ZM219 94H217V95H219ZM238 94V93H237ZM247 94V95H248ZM258 94H259V92H258ZM20 95V94H19ZM18 95V97H20ZM33 95H34V93H33ZM68 95H67V99H68V101H67V99L65 100L66 102H64L62 105H63V107H62V105L61 104H59L58 106H60V107H62V108H64L63 110H61V111H63L65 114H63V117H64V119H66L67 117L69 118V114L70 113H73V112H75V111H79V109H77V105L76 106H73V104H76L77 102H73V97H68ZM71 95V94H70ZM78 95V94H77ZM86 95H88V94H86ZM102 95H103V93H102ZM186 95V94H185ZM216 95V96H217ZM240 94H238V96H239ZM242 95L241 96H239V97H242ZM257 95V94H256ZM256 95L255 96H253V97H256ZM32 96V95H31ZM48 96V95H47ZM73 96V95H72ZM134 96V95H133ZM177 96V95H176ZM175 96V97H176ZM179 96V95H178ZM184 96V95H183ZM190 96V95H189ZM195 96V95H194ZM210 96H212V95H210ZM16 97H17V94H16ZM75 97H77V96H75ZM81 97V96H80ZM108 97V96H107ZM106 97V98H107ZM137 97V96H136ZM161 97H163V96H161ZM160 97V98H161ZM182 97V96H181ZM191 97V96H190ZM202 97V96H201ZM200 97V98H201ZM225 97V98H224ZM239 97H238V99H239ZM250 97V96H249ZM248 96H247V101L245 102V103H247V104H242V103H244V99H246V98H244V96H243V101H242V103H241V100L239 101V103L242 105V107L241 108H236L235 107V101H232L231 103H230V106L228 107V109L226 110V112L224 113V115L223 116H220L221 118H223L222 120H224V124L226 125V127H229L230 129L233 127H237L239 130H238V132L240 131L241 133H242V136H243V139H244V141H245V145L247 146V144H248V146H249V143H248V141H250V140H255V144H256V146L258 145L259 146V144H260V139H261V133H262V131H264V129H262L261 127H260V120L261 119H259V116H260V118H261V116H262V114H260V112H261V108H260V99L259 100H255V101H253L252 102V100H253V98L251 99V101L250 100H248V98H249ZM88 98H90L89 96H88ZM133 98V97H132ZM134 98H135V96H134ZM179 98V97H178ZM183 98V97H182ZM188 98V97H187ZM202 98H206L205 96L204 97H202ZM218 98V97H217ZM22 99H23V96L21 97V100L18 98H16V102H17V106H18V108H20V106L23 108V105H22ZM78 99V98H77ZM131 99V98H130ZM141 99V98H140ZM143 99V98H142ZM154 99V98H153ZM153 99H151V100H153ZM163 99H165V97L163 98ZM177 99V98H176ZM193 99V98H192ZM211 99V98H210ZM210 99H208V100H210ZM81 100V99H80ZM85 100H86V98H85ZM113 100V99H112ZM111 100V101H112ZM145 100V99H144ZM213 100V99H212ZM77 101V100H76ZM92 101V100H91ZM118 101V100H117ZM154 101H155V99H154ZM159 101V100H158ZM199 101V100H198ZM202 101H204V100H202ZM218 101V100H217ZM216 101V102H217ZM116 102V101H115ZM125 102V101H124ZM157 102V101H156ZM215 102V103H216ZM113 103V102H112ZM144 102H141L140 100H138V99H134V100H130L127 104H126V110H127V112L128 113H126V110H125V114H127V115H129V117L131 118V120L133 119V114H130V112H129V108L130 107H135L136 108V118L137 119H139L140 117L141 118H147L148 117V110H149V107H148V105H146V104H143ZM158 103V102H157ZM203 103V102H202ZM214 103V102H213ZM77 104H79L80 105V103H77ZM90 104H92L91 102H90ZM117 104V103H116ZM148 104V103H147ZM161 104V103H160ZM223 104V103H222ZM16 105H13V107L15 106L16 107ZM64 105H67V108L64 106ZM119 106H120V103L118 104ZM164 105V104H163ZM169 105V104H168ZM194 105V104H193ZM198 105V104H197ZM214 105V104H213ZM218 105H220V104H218ZM57 106V107H58ZM86 106L87 107H89L90 105L88 104V102H87V100H86ZM110 106H111V104H110ZM167 106V105H166ZM202 106H204V105H202ZM223 106V105H222ZM14 107V108H15ZM72 107H75V109L74 108H72ZM80 107V106H79ZM112 107V106H111ZM110 107V108H111ZM150 107H151V105H150ZM157 107V106H156ZM155 107V108H156ZM198 107V106H197ZM219 107V106H218ZM217 107V108H218ZM61 108V109H62ZM119 108V107H118ZM121 108V107H120ZM209 108V107H208ZM207 108V109H208ZM60 109V108H59ZM90 111H91V108H88ZM107 109H109V108H107ZM123 109V108H122ZM226 108H224V110H225ZM29 110L30 111H36L35 109H34V107L33 106H30L29 107ZM58 110V109H57ZM69 110H71V111H69ZM100 110V109H99ZM153 110V109H152ZM181 110H183L184 111V109H181ZM193 110V109H192ZM209 110V109H208ZM208 110H207V112H208ZM210 110H212V109H210ZM209 110V111H210ZM215 110V109H214ZM39 112H43V111H45L44 110V108H43V106L41 105V109H39L38 110ZM49 112L51 111V109L50 110H48ZM60 111V110H59ZM89 111V112H90ZM114 111V110H113ZM120 112V113H119ZM117 111L116 113H115V115H114V113H113V116L111 117V119H108L109 118V115L107 116V115H105V116H107V117H105L104 115V117H101V116H99V118L96 120V122H97V124L102 120V121H104L106 124H107V126H108V131H107V135L109 136V138H106V136L107 135H105L104 134V130L103 129H99L98 128V132L100 133V135H99V137H97L96 136V134L95 133H93V132H91V127L93 126L92 124L91 125H86L85 124V126H87L86 128H85V130H86V132H87V134H88V136H89V138H91V140H90V142H88L89 140H86L89 144H91L92 146L91 147H93L94 145L95 146H98V145H96V144H92V143H98L99 141H101V140H103V138H102V136H104V139L106 140L105 142H103L104 143V145H102L103 146V149L102 150H99V152H100V155H101V152H102V155L103 156H107L108 154H109V150H111V153H112V158H111V168H110V166H109V164H108V168H110V170H112V171H110L109 173H110V176L108 175V177H106V178H104V179H106V180H102V177H101V175H102V171L97 167L96 168V170L98 169V170H100L101 171V175H100V180H98V177H97V179H96V177H94L93 179L91 178V181L89 182V184L87 185H85L87 188L89 187V189H90V193L91 192H93L92 193V195L93 196H95L96 198H93V199H96L95 200V205L97 204V206H98V208L99 209H97V206H95L94 208H96V209H93V202L92 201H89L88 200V195L90 194L89 193V191H87V190H83V191H85V192H83L84 194H82L81 192V189H82V185L80 184V187H81V189H80V191H79V189H77V187H75L76 188V190H72V192L71 191H69V194L67 193V190H66V188H68V185H66V184H64V183H66L65 181H66V179L68 178V177H66V176H64V173L62 172L63 171V167H62V169H61V162L63 161H61V162H59L58 163V166L59 167H57V169H60L59 170V173L61 172V173H63V178H65L64 180L65 181H60V180H58L57 179V177L58 178H60V176H57L56 175V173H58V170H56V166L55 165H57L56 163H55V165H54V168H55V173H54V175H53V172H54V169H51L50 168V166L49 167H47L49 170L51 169L53 172L51 173L52 175L51 176H40V174H41V171H48V172H50L49 170H46V167L43 169L42 167H40L41 165H40V163L38 164V163H36V164H38V165H40L37 169L38 170H40V171H38L37 169H36V171H35V169H34V171L35 172H37L38 171V173H35L34 174V176L33 175H31V174H33L34 172H33V169L32 168H34V167H37L38 165H34V163L35 162H31V160H30V155L28 156L29 158H26L27 156L26 155H28V153H29V151H26V152H24V155L26 156V157H24L25 159H26V161L29 159V161L32 163V164H30V162H29V164H30V166L28 165L27 166V163L28 162H25V164H23V165H21V162H23V156L21 155V157H19V158H21V159H19L18 160V162L20 161V165L21 166H17V165H19V163H15V167L17 166V168H14V162L13 161H16L18 158L16 157V156H12V158L13 159H15V160H13V159H11V157H10V159L12 160V161H10V160H7V156L6 155H8V152H5L4 153V155L6 156V157H4V155L2 154V155H0V168H2L1 169V171L3 172H1L0 171V174H2V176L0 175V177H2L3 179H4V177H6V176H8V177H6L7 178V180H6V183H7V185L4 183V182H2L1 181V183L3 184L4 183V185L3 186H5V189H3V188H1V183H0V211H4L2 214H1V212H0V214L1 215H3V216H6V217H8V215H10V214H7L8 212H7V210H9L10 208H11V205L8 207V205H9V203L7 204V206H6V204H5V201L8 199V197H9V195H8V197H7V195L6 194H8V193H1L2 191L3 192H5L4 190H6V186H7V188H9L10 189V191L9 192H12V193H14L13 191H12V189L15 191V189L17 190V191H15L16 192V195H17V192H18V197H19V192L21 193V196H20V198H19V200H18V198H17V200H16V202L18 201V203H19V205L17 206V211H15V213H14V211L12 210H10L11 211V220L12 221H15V222H18V223H27L28 224V226L29 227H37V228H40V229H43V236H44V238L46 237V243H45V241H43L44 239H40V241L37 243L36 242V247H35V245H34V243H32L33 245H34V247L32 246V244H30V245H28V243H25V244H27L29 247H28V249H27V245H23V247H26V249L24 248V251L23 252H20L19 251V249H17V253H18V255H16V256H13L12 255V253H11V250H8V251H5L4 250V248H0V256H3V257H5L6 259H17V260H24V261H30L31 262V264H35V261L36 260H42V261H46V264H51V262L54 260V259H58V258H62V257H65V256H62L63 255V252H61V247H62V240L61 239H58L57 238V236H56V232L59 230V226H61L62 224H61V222L59 223L60 225H58V222L60 221V220H62L61 218L63 217V213H64V211L62 212V216L60 217V215H61V213L60 212H58V214H59V217H58V215L57 216H55V215H50L49 214V212H50V210H52L51 209V207H50V209L49 208H47V207H49V203H52V200L53 199H55L56 201L54 202V200H53V204H56V202H60L61 204H63L65 201H63V203H62V201H61V199L60 198H58V199H60V201L59 200H57V197H62L61 195H63V197H62V199L64 198V200H66V198L64 197L65 195L64 194H67V196L68 195H71V197H70V200H69V198H67V202H66V204L70 207H68L69 209H70V217H69V215H67L69 218H70V220H68V222H69V224H70V226L72 225V217H76L78 220H80L81 222L76 226V228L75 229H77V231H79V232H82L81 234H79V236H78V238L80 239V240H82V239H86V241H88L87 240V238L88 237H92V239L89 241V243H88V245L86 246V248L85 247H82V246H80V245H82L83 244V246H85L84 245V243H82V242H84V240H82V242L79 240V242H80V245L79 246H77L76 245V247H78V248H85V250H87L86 252H85V250H83V249H81L82 251H83V253L85 254V256L86 257H88V258H92V254H93V249H95L96 251H95V257L97 258V259H99L100 258V251H101V249L103 248L104 250H105V256L103 257L105 260H107L108 258H109V256H108V254H107V247L108 246H111L112 244H110L109 243V236L111 235H113L111 232H112V229H111V225L115 222V220H116V217H119V214H120V218H121V220H120V223L122 224V225H124V224H126L127 225V228H125L124 229V235L126 236V232H128L129 231V227L130 226H132V224H134V226L133 227H135V225H136V227H137V223L135 224V223H133V221H134V219H132L133 217H135V220H136V216H137V214L135 213V214H133V213H131L130 214V211H129V213H128V210L129 209H133L134 207H135V205L137 204V203H139V200H141V196L143 195H139L140 193H136V194H138L137 196L135 195V191L137 190H135L134 192H130L129 193V197H130V199H129V202L127 203V204H125L123 201H118L117 199H116V196L118 195V194H123L122 193V191L121 190H119V189H122V188H128L130 185H132V184H137L138 182V180H140V179H138V178H141V174H143V173H141V172H139V174H140V177H137V173H135V172H137L136 171V168H138V169H142L143 168V166L142 165H144L143 163L145 162V161H143L142 159H141V161H143V163L142 164H140L141 165V167L142 168H140V166L139 165H136L135 167H131V168H129V169H125L124 167H123V165H124V162L126 161V160H130L131 162H132V164L134 165L135 164V160L136 159H139V158H141V157H137V156H139V155H137V153L136 154H134V157H135V155H137L135 158H133L132 159V157H133V155L132 156H128V155H124V154H122V155H120V154H118L117 156H115L113 153H115V152H117L116 151V149L117 148H114L113 149V147H114V144L116 143V141L118 140L117 138H118V136L117 135H119V134H121L122 135V133L125 135V134H127L126 136H127V138H128V136L129 135H132V134H134V133H136V132H134V131H129L128 129H127V131H124L125 129H126V127L128 128L129 126V124H128V120L130 119L129 117V119L127 120V118H125V127L123 128V129H121V130H118V132H117V134L115 135V136H113V134H112V127L114 126V124L116 123V122H118L119 121V119L121 118V112L122 111ZM155 112H157V111H155ZM165 112H167V111H165ZM182 112V111H181ZM191 112H193V111H191ZM195 112V111H194ZM201 112V111H200ZM204 112V111H203ZM220 112V111H219ZM102 113V112H101ZM189 113V112H188ZM202 113V112H201ZM209 113V112H208ZM207 113V114H208ZM210 113H211V111H210ZM223 113V112H222ZM56 114H57V111H56ZM156 114V113H155ZM161 114V113H160ZM164 114H166V113H164ZM172 114V113H171ZM179 114V113H178ZM221 114V113H220ZM219 114V115H220ZM248 116H247V115ZM257 114H260L259 116L257 115ZM58 115V114H57ZM72 115H74V116H72L71 118H74L75 119V121H76V119H78V118H80V117H78L77 116V114L75 113H73ZM76 115V116H75ZM147 115V117H145ZM185 115V114H184ZM212 115V114H211ZM219 115H218V117H219ZM91 116V115H90ZM124 116V115H123ZM168 116V115H167ZM166 116V117H167ZM170 116V115H169ZM171 116H173V115H171ZM180 116V115H179ZM198 116H200V115H198ZM214 116V115H213ZM78 117V118H77ZM88 117H89V115H88ZM88 117H86V118H82V119H85V121L86 120H89V118ZM153 117V116H152ZM165 117V118H166ZM205 117V116H204ZM212 117V116H211ZM216 117V116H215ZM215 117H214V119H215ZM220 117H219V119H220ZM248 117L251 119V120H253V122L251 121V123H252V128H251V125L249 126V123H250V121H249V123H247V125L250 127H248L247 126V128H245V126H246V120L248 119ZM93 118V117H92ZM91 118V120H93V119H95V118H93L92 119ZM108 120H107V119ZM183 118V117H182ZM201 118V117H200ZM199 118V119H200ZM203 118V117H202ZM213 118V117H212ZM161 119V118H160ZM171 119H172V117H171ZM193 119V118H192ZM191 119V120H192ZM195 119V118H194ZM216 119H218V118H216ZM215 119V120H216ZM69 120H71L70 118H69ZM68 119H66V122L67 121H69ZM73 120V119H72ZM91 120H89V122H91ZM134 120H136V119H134ZM140 120V119H139ZM149 120V119H148ZM186 120H188L187 118H186ZM190 120V121H191ZM204 120V119H203ZM209 120L211 121L212 119L210 118V116H209ZM215 120L214 121H212V122H214V124H215ZM221 120V119H220ZM64 121V120H63ZM79 121V120H78ZM145 121H147V119L145 120ZM150 121V120H149ZM151 121H154V120H151ZM156 121V120H155ZM172 121H173V119H172ZM182 121H184V120H182ZM189 121V120H188ZM197 121V120H196ZM209 121V122H210ZM65 122V123H66ZM86 122H88V121H86ZM134 122V121H133ZM142 122V121H141ZM164 122V121H163ZM175 122V121H174ZM176 122H177V119H176ZM192 122V121H191ZM202 123H203V121H201ZM206 122V121H205ZM0 123H1V125H0V128H2V129H4L3 128V124H4V122H2V121H0ZM3 123V124H2ZM25 124L27 123L26 121L24 122ZM69 123V122H68ZM80 123V122H79ZM78 123V124H79ZM137 123V122H136ZM145 123H147V122H145ZM155 123V122H154ZM160 123V122H159ZM165 123V122H164ZM186 123V122H185ZM199 123V122H198ZM219 123V122H218ZM223 123V122H222ZM88 124V123H87ZM152 124V123H151ZM163 124V123H162ZM189 124H190V122H189ZM189 124H187V125H189ZM66 125V124H65ZM69 125H70V123H69ZM134 125V124H133ZM148 125V124H147ZM156 125V124H155ZM199 125H201V124H199ZM207 125H208V123H207ZM216 125V124H215ZM224 125V126H225ZM241 125H243V127H241ZM2 126V127H1ZM73 126V125H72ZM76 126V125H75ZM138 126V125H137ZM141 126V125H140ZM173 126V125H172ZM175 126V125H174ZM179 126V125H178ZM177 126V127H178ZM181 126V125H180ZM179 126V127H180ZM182 126H183V124H182ZM194 126V125H193ZM218 126V125H217ZM60 127V125H58V128ZM67 127H68V125H67ZM71 127V126H70ZM136 127V126H135ZM134 127V128H135ZM153 127V126H152ZM187 127V126H186ZM58 128H52V126H51V124L49 123L48 124V127L47 128H45V129H43V130H40L39 129V126L38 127H36V129H38L39 131H40V134L42 133L43 134V138L41 139L40 138V140H39V142L38 143H40V142H43V143H40L39 145H37V148L38 147H40L41 149H45V146H47V150L46 151H48L49 153H50V159H52V161H53V158L54 159H56V160H58L56 157L59 155V154H61L62 152H64V151H66V149L63 147V145H61V149H62V151H61V149H59V146L60 145H58V144H56V140L57 139H61V138H65V133H63L62 132V134L64 135V137H62V134L61 135H57V129ZM69 128V127H68ZM83 128V127H82ZM167 128V127H166ZM176 128V127H175ZM204 128V127H203ZM213 128V127H212ZM229 128H227V129H229ZM236 128V129H237ZM1 129V130H2ZM26 130L28 129V128H25ZM29 129H30V127H29ZM35 129V128H34ZM49 129H51V131H49ZM60 129V128H59ZM75 129V128H74ZM168 129V128H167ZM177 129V128H176ZM191 129V128H190ZM251 130V129H254V130H256V132L255 131H251L249 134H247V131L249 132V130ZM1 130H0V132H1ZM11 130V129H10ZM24 130V129H23ZM25 130V131H26ZM79 130V129H78ZM84 130V131H85ZM138 130V129H137ZM158 130H160V129H158ZM209 130V129H208ZM219 130H221V128L219 129ZM24 131V133H22V136H23V138H25L26 140H27V143H28V145H29V147H30V149L32 150L34 147H36V144H34L33 143V140H32V136H34V134H32L31 136H29L30 134H29V131L27 130L26 132ZM34 131V130H33ZM74 131V130H73ZM82 131V130H81ZM83 131V132H84ZM166 131V130H165ZM172 131H173V129H172ZM171 131V132H172ZM185 131V130H184ZM224 131H225V129H224ZM229 131V130H228ZM35 132V131H34ZM125 132V133H124ZM127 132V133H126ZM134 132V133H133ZM149 132V131H148ZM154 132V131H153ZM175 132V131H174ZM183 132V131H182ZM186 132H187V130H186ZM185 132V133H186ZM189 132V131H188ZM201 132V134H200V136L202 135V132H204V131H202V129H201V127H196V128H194V129H192V131L191 132H189V133H192V136H190V137H188V139H187V142L186 143H188V144H190L191 145V143H192V141L194 140V139H200L199 138V133ZM205 132H206V130H205ZM219 132V131H218ZM223 132V131H222ZM231 132V131H230ZM233 132V131H232ZM235 132V131H234ZM239 132V133H240ZM253 132L255 133V134H253ZM4 133V132H3ZM119 133V134H118ZM141 133V132H140ZM150 133V132H149ZM180 133V132H179ZM221 133V132H220ZM225 133V132H224ZM2 134V133H1ZM5 134V133H4ZM25 136H24V135ZM37 134V133H36ZM78 134V133H77ZM76 134V135H77ZM138 134V133H137ZM147 134V133H146ZM155 134V133H154ZM166 134V133H165ZM164 134V135H165ZM226 134V133H225ZM238 133H237V131H236V134L234 133H229V135H226V136H228V140H229V137L231 138L230 140H235V138L233 137V135H237ZM251 134V135H250ZM253 134V135H252ZM8 135V134H7ZM11 135H13V138H14V136H15V138L13 139V140H15L16 139V141H18L17 139H19L18 137L16 138V135H14V133L12 132V134ZM38 135H39V133H38ZM121 135H119V138H120V136ZM124 135H122L123 136V139H124ZM135 135V134H134ZM142 135H143V132H142ZM159 135V134H158ZM157 135V136H158ZM170 135H171V133H170ZM189 135V134H188ZM205 135V134H204ZM241 135V134H240ZM3 136L4 135H0V139L2 138L3 139ZM86 136V135H85ZM133 136V135H132ZM137 136V135H136ZM153 136V135H152ZM165 136H167V135H165ZM173 136V135H172ZM172 136H171V139H172ZM180 136H182V134L180 135ZM185 136H187V135H185ZM226 136H224V137H220V139H225L226 138ZM241 136V137H242ZM20 137V136H19ZM51 137V138H50ZM130 137V136H129ZM6 138H8V136H6ZM10 138H11V136H10ZM23 138H20V139H23ZM66 138H67V136H66ZM74 138H75V136H74ZM74 138H73V140H74ZM102 138V139H101ZM149 138H150V136H149ZM9 139V138H8ZM12 139V138H11ZM44 139V140H43ZM101 139V140H100ZM108 139V140H107ZM120 139H122V138H120ZM140 139V138H139ZM138 139V140H139ZM159 139H160V136H159ZM239 139V138H238ZM5 140V139H4ZM133 140V139H132ZM137 140V141H138ZM142 140V139H141ZM167 140V139H166ZM181 140H182V138L181 139H179V140H176V142H171L170 143V145L168 146L169 147V151H170V153H172V154H176V155H180L179 157H181V155H184L185 154V150H184V148H183V146L180 144V142H181ZM37 141V140H36ZM68 141H71V140H68ZM75 141V140H74ZM81 141V140H80ZM118 141H120V140H118ZM125 141V140H124ZM128 141V140H127ZM126 141V142H127ZM131 141V140H130ZM143 141V140H142ZM159 141V140H158ZM161 141V140H160ZM162 141H164V139L162 140ZM169 141H171L170 139H169ZM197 141V140H196ZM196 141H195V143H196ZM204 141V140H203ZM241 141V140H240ZM6 142V141H5ZM10 142V141H9ZM8 142V143H9ZM12 142V141H11ZM86 142V143H87ZM150 142V141H149ZM228 142V141H227ZM231 142H233V141H231ZM2 143H3V141H2ZM14 143H16V142H14ZM26 143V144H27ZM37 143V144H38ZM81 143V142H80ZM87 143V144H88ZM100 143V142H99ZM102 143V142H101ZM141 143H143V142H141ZM168 143V142H167ZM193 143H194V141H193ZM257 143H259V144H257ZM70 144H71V147L73 148L75 145H74V143L71 141L70 142ZM74 146H73V145ZM130 144V143H129ZM132 144V143H131ZM146 144V143H145ZM159 144V143H158ZM163 144V143H162ZM165 144V143H164ZM209 143H207V145H208ZM16 145H18V144H16ZM80 145V144H79ZM116 145V144H115ZM133 145V144H132ZM144 144H140V145H137V146H139V150L140 151H143V149L145 148V146L146 145H144ZM206 145V146H207ZM1 146H2V144H1ZM4 146H6V144H4ZM21 146H22V144H21ZM25 146V145H24ZM89 147H90V145H88ZM165 146V145H164ZM193 146H194V144H193ZM212 146V145H211ZM245 146V147H246ZM255 146V148L254 147H252L251 145H250V147L251 148H253L252 149V151L254 152V150H255V152H254V154L255 153H258L259 152V147L257 146L256 147ZM7 147V146H6ZM13 147V146H12ZM76 147V146H75ZM74 147V150L75 149H77V148H79L78 146H77V148H75ZM98 147H101V146H98ZM116 147V146H115ZM125 147V146H124ZM134 147H135V144H134ZM148 147V146H147ZM160 147V146H159ZM158 147V148H159ZM212 147H214V146H212ZM14 148V147H13ZM71 148V149H72ZM95 148V147H94ZM93 148V149H94ZM132 148V147H131ZM205 148H208V147H205ZM205 148H203V149H205ZM232 148H234V147H232ZM243 147H241V149H242ZM248 148V147H247ZM246 148V149H247ZM8 149H9V147H8ZM16 149V148H15ZM63 149H65V150H63ZM83 149V148H82ZM100 149V148H99ZM134 149V148H133ZM160 149H161V147H160ZM165 149V148H164ZM190 149V148H189ZM223 149V148H222ZM4 150V149H3ZM6 150H7V148H6ZM17 150V149H16ZM35 150V149H34ZM80 150V149H79ZM78 150V151H79ZM114 150H115V152H114ZM148 150V149H147ZM210 150V149H209ZM218 150V149H217ZM9 151V150H8ZM77 150H75V152H76ZM81 151V150H80ZM88 151V150H87ZM113 151V152H112ZM152 151V150H151ZM154 151V150H153ZM11 152H12V149H11ZM17 152V151H16ZM15 152V153H16ZM47 152V153H48ZM74 151H72L71 150V156H73L74 157V155H75V152L73 153ZM94 153L96 152L97 153V151H96V149H94V151H93ZM93 152H92V154H93ZM133 152V151H132ZM149 152H150V150H149ZM18 154H19V151L17 152ZM23 152H21V154H22ZM77 153V152H76ZM88 153V152H87ZM95 153V154H96ZM124 153V152H123ZM162 153V152H161ZM207 153V152H206ZM241 153V152H240ZM86 154V153H85ZM92 154H90L89 153V155L88 154H86V156H89V158L91 157V155ZM131 154V153H130ZM43 155H44V153H43ZM49 155V154H48ZM48 155L46 156V157H48ZM97 155H98V153H97ZM124 155V156H123ZM143 155V154H142ZM159 155V154H158ZM19 156H20V154H19ZM37 156V155H36ZM53 156V158H51ZM85 156V155H84ZM83 156V157H84ZM84 157V160H83V163L85 162V166H87V164L88 163H91L90 162V160L88 159V157ZM94 156H96V155H94ZM120 156V158L116 161V158L117 157H119ZM162 156V154L159 156V157H161ZM174 156V155H173ZM247 156V155H246ZM49 157H48V160H45L46 162H49ZM83 157H82V159H83ZM129 157H131V159L129 158ZM143 157H145V156H143ZM142 157V158H143ZM151 157H152V154H151ZM158 157V156H157ZM158 157V159H160ZM191 157V156H190ZM190 157H189V159H190ZM194 156H192L191 158H193ZM234 157H235V155H234ZM234 157H233V159H234ZM244 157V156H243ZM243 157H241L242 159H243ZM253 157V156H252ZM85 158H86V160H85ZM92 158H94L93 156H92ZM96 158V157H95ZM171 158H172V155H171ZM188 158V157H187ZM203 158V157H202ZM247 158H248V156H247ZM25 159H24V161H25ZM47 159V158H46ZM67 159V158H66ZM74 159L75 158H72L71 159V157H70V160H69V158L67 159V161L65 160V162L63 163L62 162V164H65V165H68V167H67V169L69 168V167H71V165H72V163H74L75 161H74ZM79 159V158H78ZM88 159V160H87ZM103 159V158H102ZM144 159V158H143ZM147 159H148V157H147ZM146 159V160H147ZM157 159V160H158ZM167 159V158H166ZM198 159V158H197ZM237 159V158H236ZM254 159V158H253ZM259 159H260V157H259ZM73 160V161H72ZM164 159L162 158V160H160L159 162H163V163H166V165H167V161L165 162V161H163ZM173 160V159H172ZM185 160L186 159H184V164H185ZM211 160V159H210ZM213 160V159H212ZM221 160V159H220ZM225 160V159H224ZM227 160V159H226ZM243 160H245V159H243ZM246 160H248V159H246ZM245 160V161H246ZM8 161H9V163H8ZM45 161H43V162H45ZM52 161H51V163H52ZM71 161V163H69ZM91 161H93V159H91ZM100 161V160H99ZM98 161V162H99ZM105 161V164L106 163H108L106 160H104ZM190 161H192L191 159H190ZM204 161V160H203ZM242 161V160H241ZM244 161V162H245ZM42 162V163H43ZM54 162H55V160H54ZM94 162H95V159H94ZM94 162H93V165H94ZM159 162H157L158 163V165H156L155 166V168H157V167H159ZM173 162V161H172ZM175 162V161H174ZM179 162V161H178ZM183 162V161H182ZM207 162V161H206ZM12 163V164H11ZM78 163V162H77ZM80 163V162H79ZM109 163H110V160H109ZM148 163V162H147ZM156 163V164H157ZM187 163V162H186ZM224 163V162H223ZM258 163H260V162H258ZM92 164V163H91ZM91 164H89V167H90V165ZM97 164H99V163H96L95 162V165H97ZM153 164V163H152ZM190 164V163H189ZM199 164H200V162H199ZM245 164V163H244ZM9 165V166H8ZM11 165V166H10ZM25 165L27 166L26 168H27V170H30L32 173L31 174H29L30 173V171H29V173H28V171H26V168H25ZM45 165H46V163H45ZM70 165V166H69ZM107 165V164H106ZM105 165V166H106ZM148 166H149V163L147 164ZM147 165H145V166H147ZM196 165L198 166V164L196 163ZM246 165V164H245ZM245 165H243V166H245ZM6 166H7V168H9L10 167V169L13 171H16L17 173H18V168H20V167H23L24 166V170L23 171H19V175H18V177L17 178H15V180H13L12 178H14V173H12L11 171H10V169H7L8 171H6ZM12 166H13V168H12ZM64 166V165H63ZM75 166V165H74ZM76 166H77V164H76ZM92 166V165H91ZM171 165L169 164V167H170ZM185 166V165H184ZM30 169H29V168ZM53 167V166H52ZM78 167V166H77ZM88 167V168H89ZM177 167H178V165H177ZM191 167V166H190ZM41 168V169H40ZM94 168H95V166H94ZM200 168V167H199ZM222 168V170H224V174H225V172H226V175H228L229 173H231V169H230V166H229V164L227 163H225L224 164V166L223 167H221ZM239 168V167H238ZM246 168V167H245ZM245 168H243V170H244V172H247V169H245ZM80 169H82L83 170V168H80ZM85 169V168H84ZM86 169H87V167H86ZM173 169V168H172ZM172 169L170 170V171H172ZM186 169H187V167H186ZM186 169H184V171L186 170ZM192 169V168H191ZM206 169V168H205ZM208 169V168H207ZM77 170V169H76ZM91 170V169H90ZM139 170V171H140ZM149 170H150V168H149ZM183 170V169H182ZM204 170V169H203ZM210 170V169H209ZM232 170H233V168H232ZM236 170V169H235ZM65 171H67V170H65ZM79 171V170H78ZM81 171V170H80ZM144 171V170H143ZM151 171H152V169H151ZM7 172H10L11 174V176L10 175H7ZM86 172H88L87 170L85 171V174H87ZM113 172H115L116 173V175L119 177L118 179H115V180H117L116 182H113V178H112V176H113ZM212 172V171H211ZM210 172V173H211ZM216 172H217V169H216ZM16 173V174H17ZM58 173V174H59ZM67 172H65V174H66ZM93 173V172H92ZM134 173H135V175H136V177H137V183L135 182V180H136V178H134ZM162 173V172H161ZM167 173H168V171H167ZM181 173V172H180ZM187 173H188V171H187ZM191 173V172H190ZM202 173V172H201ZM210 173H208V174H206L205 173V175L203 174V175H201V177H199V179H198V181H197V184H199V186H206V187H209L210 186V183L213 181V175L215 176V172L213 171L212 173V175H209ZM215 173V174H214ZM219 173V172H218ZM9 174V173H8ZM37 174V175H36ZM74 174V173H73ZM73 174H72V176H73ZM185 174V173H184ZM223 174V175H224ZM236 174V173H235ZM5 175V176H4ZM25 175H29V176H31V178H32V181H33V183L35 184V189H36V191L34 192L33 191V184H25V180H24V177H25ZM82 175H83V173H82ZM162 175H164V172H163V174ZM180 175V174H179ZM186 175V174H185ZM226 175H224V176H226ZM10 176V177H9ZM88 176V175H87ZM166 176H167V174H166ZM172 176H174V175H172ZM194 176V175H193ZM199 176V175H198ZM198 176H197V178H198ZM209 176H212L211 178H212V181H210V178H209ZM219 176V175H218ZM229 176H230V174H229ZM247 176V177H246ZM75 177H76V175H75ZM110 177V178H109ZM153 177H154V175H152L151 176V178H152V181H154V180H156V178L154 177V179H153ZM227 177V176H226ZM236 177V176H235ZM245 177H246V180H245ZM245 177H244V180L242 181H239L240 179H238V177H236V178H234L236 181L238 180L239 182H240V184H241V188H239V189H232L231 187H230V190L225 194V192L224 193H222L223 194V196L225 195L226 196V198L227 199H225V196H224V198L222 197V195H221V200H222V202H221V200H220V203L222 204L220 207L218 206V205H220V204H218L217 202V210H215V214L214 215H210V213L208 212V214L210 215V216H212L213 218H215L214 219V221H213V218H210V216L209 215H207V216H209V219L210 220H212V221H210V223H211V227L210 226H207L206 227V225H204L205 227V229H206V231H205V229L202 227L201 228V226H200V231H198V235H199V239L201 240L200 242H201V244H202V239H203V235H205V232H207V230H208V227H209V230H211L210 228H212V230L214 231L215 229H216V233H215V231H214V234H215V236H216V239L215 240H217V243H219V241H222L223 239H224V244H225V242L227 241V238H222L221 236H220V228H221V226H223V228H224V230H225V232H227L228 231V228H229V226L231 225V223H229L228 222V220H230V219H234V218H236V215H237V210H239L240 211V213H241V215L243 216V207H241L242 205L243 206H248V208H249V213H251V205L252 204H256L257 206L259 205V196H260V193H259V187H260V184H261V174H258V178L254 181V182H252L251 181V177H250V175H249V173H248V175H246L245 174ZM5 178V179H6ZM107 178H108V182L109 183H107L108 185H111V181H112V184L114 183L115 185H114V187H113V185H111V187L112 188H110L109 189V192L111 191V193H112V195H110V196H108V197H106V192H105V187H104V184H105V181H107ZM112 178V179H111ZM150 178V179H151ZM164 178H165V176H164ZM1 179V178H0ZM2 179V180H3ZM61 179V178H60ZM79 178H77V180H78ZM110 179H111V181H110ZM133 179H134V181H133ZM161 179V178H160ZM168 179L170 180V178L168 177ZM175 179H177V181L178 180H180V178H178L177 177V175H175ZM174 179V180H175ZM182 179V178H181ZM226 179V178H225ZM228 179H229V177H228ZM11 180L15 183V185H14V183L12 182V188L11 187H9L10 185L9 184H11ZM80 180V179H79ZM114 180V181H115ZM217 180H219V179H217ZM5 181V180H4ZM8 181V182H7ZM215 181V180H214ZM10 182V183H9ZM68 182V181H67ZM77 182V181H76ZM161 182V181H160ZM171 182V181H170ZM80 183V182H79ZM153 183V182H152ZM165 183H167V181H165ZM174 183H175V185L177 186V184H178V186L181 184V182H180V184H179V181H178V183L176 182V180L174 181ZM221 183V182H220ZM173 184V183H172ZM213 184V183H212ZM229 184V183H228ZM9 185V186H8ZM13 185H14V187H13ZM66 185V188L64 187L63 188V186H65ZM75 185V184H74ZM79 185V184H78ZM149 185V184H148ZM151 185V184H150ZM149 185V186H150ZM174 184H173V186H175ZM191 185V184H190ZM209 185V186H208ZM220 185V184H219ZM222 185V184H221ZM172 186V188H173V191H174V187ZM175 186V187H176ZM187 186V185H186ZM201 186V187H202ZM224 186H225V184H224ZM230 186V185H229ZM21 187H25L27 190L26 191H20V189H21ZM170 187H171V183H170ZM205 187V188H206ZM72 188H73V186H72ZM146 188V187H145ZM169 188V187H168ZM180 188H181V190L178 188V190H180V191H182V193L184 192V188L182 187V184H181V186H180ZM8 189V190H9ZM108 189V188H107ZM166 190V188H163V190ZM196 188H194V190H195ZM204 189V188H203ZM19 190V191H18ZM29 190V191H28ZM65 190V191H64ZM151 190V189H150ZM169 190V189H168ZM176 190H177V187H176ZM177 190V192H179ZM197 190H198V188H197ZM208 190H209V188H208ZM249 190V191H248ZM40 191H43L45 194L47 193L48 195H47V197H45L44 195H43V197H45V199L47 200H45L46 202H49L48 204H45L44 205V207L42 206V202H44V201H42L41 202V204H40V199H42V197L39 199V196H37V198L34 200V202L33 201H31V202H29L30 201V199H32L33 200V196H35V195H39V192ZM79 191V192H78ZM210 191V190H209ZM250 193V195H249V193ZM7 192V191H6ZM26 192H30L28 195H26ZM66 192V193H65ZM71 192V193H70ZM136 192H138V191H136ZM145 192H147V191H145ZM158 192V191H157ZM167 192V191H166ZM172 192V191H171ZM177 192L176 191H174L173 193H171V196H170V202L167 200V202H168V204L170 205V208H171V200H172V198H173V194H175V196H176V202L179 200V198H178V200H177V197L179 196V195H177ZM196 193H197V191H195ZM218 192H219V188H218ZM159 193V192H158ZM180 193V192H179ZM178 193V194H179ZM181 193V194H182ZM15 194V193H14ZM134 194V195H133ZM208 194V193H207ZM165 195V194H164ZM212 195V194H211ZM249 195V196H248ZM11 197H12V195H10ZM56 196V197H55ZM135 196V197H134ZM200 196H201V194H200ZM199 196V197H200ZM215 196V195H214ZM11 197H9V199L11 198ZM49 197V198H48ZM53 199H52V198ZM160 197V196H159ZM183 197V196H182ZM7 198V199H6ZM14 197H12L11 198V200H9L10 201V203H12V200H14L13 199ZM194 198V197H193ZM204 198V197H203ZM210 198H211V196H210ZM37 199H38V202H39V205H40V207L41 208H43L44 209V214H43V209H42V212H40L41 210H40V207H39V205L38 206H36V204H38V202H37ZM44 199V198H43ZM48 199H49V201H48ZM103 199V203H101V200ZM156 199H158V197H156ZM184 199V202L186 201V199L185 198H183ZM200 199H201V197H200ZM226 201H225V200ZM233 199H235L236 201H237V203L235 204V205H233L232 204V201H233ZM7 200V201H8ZM135 200V202H134V204H132L133 202L132 201H134ZM198 200V199H197ZM8 201V202H9ZM157 201V200H156ZM195 201V200H194ZM205 201V200H204ZM223 201H225L226 202V204H227V201H228V205H225V202H223ZM14 202V201H13ZM33 202V203H32ZM45 202V203H46ZM97 202V203H96ZM187 202V201H186ZM215 202V201H214ZM28 203H29V205H28ZM31 203L32 204H35L34 206L33 205H31ZM189 203V202H188ZM191 203V202H190ZM189 203V204H190ZM195 203H197V202H195ZM203 203V202H202ZM13 204V203H12ZM162 204H163V202H162ZM177 204H178V202H177ZM201 204V203H200ZM200 204L198 205V206H200ZM215 203H213V205H214ZM20 205H22V207L23 206H25V208H27V206H28V208L27 209H25L24 208V210H23V208L21 209L20 208V210H22L21 212H19V208L18 207H20ZM168 205V206H169ZM179 205H181V204H179ZM13 206V205H12ZM16 206V205H15ZM57 205H55V207H56ZM60 206V205H59ZM186 206V205H185ZM191 206V205H190ZM196 206V205H195ZM204 206V205H203ZM61 207H62V205H61ZM155 207V206H154ZM182 207V206H181ZM197 207V206H196ZM215 207H216V205H215ZM214 206H213V208L214 209H216ZM38 208V209H37ZM57 208V207H56ZM60 208V207H59ZM125 208V209H124ZM183 208H186V207H183ZM183 208H182V210H183ZM195 208V207H194ZM11 209H14V207L13 208H11ZM16 209V208H15ZM46 209V210H45ZM67 209V207H65V210ZM71 209L74 211L73 213H72V215H71ZM127 209V210H126ZM196 210H193V211H195L194 213H193V215H194V219H195V221H197L198 220V211H199V213L200 214H203V215H206V213H203V212H201L200 210H198L197 208H195ZM207 209H208V207H207ZM34 210H40V211H37L38 212V214H39V212H40V217L42 218L41 219V222H42V220L44 221H49V223H45V221L43 222V225H42V223L41 224H39L38 222H40L39 220H38V217L39 216H36L35 214V212H34ZM123 210H125L124 212H123ZM155 210V209H154ZM162 210V209H161ZM188 210H190V208H188ZM54 211H55V213L57 214V209L55 210V208H54ZM67 211V210H66ZM93 211H94V213H96V215H94V213H93ZM127 211V212H126ZM191 211H192V209H191ZM203 211V210H202ZM5 212H7V213H5ZM132 212H133V210H132ZM137 212V211H136ZM151 212V211H150ZM189 212V211H188ZM187 212V213H188ZM10 213V212H9ZM14 215H13V214ZM17 213H19V216H17ZM35 213V214H34ZM123 213L125 214V215H123ZM128 213V214H127ZM158 213V212H157ZM177 213V212H176ZM192 213V212H191ZM25 214H26V216H27V218L25 219ZM127 214V215H126ZM151 214H152V212H151ZM151 214H150V216H151ZM180 214V213H179ZM189 214V213H188ZM1 215H0V226H3L4 225V220H5V217H1ZM121 215H122V217H121ZM131 215V216H130ZM181 215V214H180ZM184 215H186V219L184 220L182 217V219H183V221H182V219L179 217V218H177V219H180V220H176L175 219V221H177L176 222V232L178 233L179 232V225L181 224V223H183V224H185V222L186 221H188L189 219L187 218V214H184V211H183V213H182V215L181 216H184ZM124 216H126V217H124ZM129 216V217H128ZM57 217H58V219L60 218V220H57ZM128 217V220L126 219ZM191 217V216H190ZM64 218V217H63ZM68 218V219H69ZM111 218V219H110ZM155 218V217H154ZM154 218H152V220L154 219ZM245 218H247V217H245ZM109 219V220H108ZM114 219V220H113ZM130 219H132V220H130ZM143 219V218H142ZM148 219V218H147ZM194 219H193V221H194ZM251 219L254 221V223H252V224H250L249 226L251 227V228H253V226L255 227H257V228H259L258 230V232L256 233V232H254V231H256L257 229L256 228H254L253 229V232H252V230L250 229V227H249V229H250V231H251V233L254 235V237H251V233H249L250 234V236H248V233L246 234V240H255V241H258L259 240V233H260V231H261V220H260V218H259V216H253V217H251ZM83 220H88L89 221V223H88V225H85V224H83ZM145 220V219H144ZM150 220V219H149ZM159 220V219H158ZM192 220V219H191ZM38 221V222H37ZM66 221V220H65ZM131 221V222H130ZM136 221H138V220H136ZM136 221H134V222H136ZM154 221H156V220H154ZM163 221V220H162ZM165 221V220H164ZM234 221V224H236L235 223V219L233 220ZM239 221V220H238ZM64 222V221H63ZM129 222L131 223V225L129 224ZM153 222V221H152ZM166 222V221H165ZM140 223V222H139ZM188 223V222H187ZM233 223V222H232ZM238 223V222H237ZM239 223H240V221H239ZM238 223V224H239ZM128 224H129V227H128ZM149 224V223H148ZM164 224V223H163ZM190 224V221H189V223H188V225ZM68 225V224H67ZM140 225V224H139ZM145 225V224H144ZM160 225H162V224H160ZM170 225V224H169ZM186 225V224H185ZM191 225H192V223H191ZM208 225H210V224H208ZM229 225V226H228ZM41 226H42V228H41ZM65 226V225H64ZM159 226V225H158ZM172 226V225H171ZM187 226V225H186ZM142 227V226H141ZM160 227V226H159ZM215 229H214V228ZM72 229H73V227H71ZM83 228V231H81V229ZM143 228V227H142ZM146 228V227H145ZM162 228V227H161ZM168 228V227H167ZM74 229V230H75ZM128 229V230H127ZM134 229V228H133ZM137 229V228H136ZM136 229H135V231H136ZM164 229H165V227H164ZM49 230H51V232H52V235H51V240H49L48 239V234H49ZM71 230V229H70ZM145 230V229H144ZM160 230V229H159ZM69 231V230H68ZM108 231V235H109V233H110V235L108 236V238H107V235H106V232ZM134 231V230H133ZM138 231V230H137ZM172 231V230H171ZM175 231V230H174ZM71 232H73V231H71ZM78 232V233H79ZM142 232V231H141ZM162 232V231H161ZM170 232V231H169ZM64 233V232H63ZM74 233H75V231H74ZM139 233H140V231H139ZM209 232H207V234H208ZM54 234V235H53ZM70 234V233H69ZM73 234V233H72ZM129 234V233H128ZM143 234V233H142ZM169 234V233H168ZM205 235V237L207 236V237H209V235ZM212 234H213V232H212ZM211 234V235H212ZM213 234V235H214ZM235 233H234V230H233V233H232V235H234ZM64 236H65V233L63 234ZM124 235H123V239H125L124 238ZM130 235V234H129ZM186 235V234H185ZM252 235V236H253ZM53 236V237H52ZM63 236V240H67V237H64ZM111 236H110V239H111ZM70 237V236H69ZM72 237V236H71ZM113 237V236H112ZM115 237V236H114ZM134 237V236H133ZM132 237V238H133ZM201 237H202V239H201ZM213 237V236H212ZM212 237H210L209 239H208V241H213L212 240ZM43 238V237H42ZM52 238H53V242H52ZM77 238V237H76ZM75 238V239H76ZM115 238H117V237H115ZM173 238V237H172ZM213 238H215V237H213ZM47 239L49 240V241H47ZM73 239V238H72ZM113 239V238H112ZM129 239H130V237H129ZM129 239H127L126 238V240L128 241V242H126V241H122V243L120 244L121 246H122V244H124V243H127V244H129L130 245V243H129ZM135 239V238H134ZM175 239V238H174ZM41 240L43 241V242H41ZM68 240H71V239H68ZM77 240V239H76ZM114 240V242H115V239H113ZM112 240V241H113ZM122 240V239H121ZM136 240V239H135ZM205 240H207V238L206 239H204L203 240V242L205 241ZM215 240H214V242H215ZM75 241V240H74ZM131 241V240H130ZM171 241V240H170ZM174 242H175V240H173ZM52 242V243H51ZM72 242V241H71ZM121 242V241H120ZM173 242V243H174ZM194 242H195V240H194ZM82 243V244H81ZM136 243V242H135ZM196 243V242H195ZM216 243V246L218 245ZM221 243V242H220ZM79 244V243H78ZM114 244V243H113ZM118 243L116 242V244L115 245H117ZM133 243H131V245H132ZM137 244V243H136ZM140 244V243H139ZM159 245V244H158ZM227 246L229 245L228 243L226 244ZM47 246H49V248H48V251H46L47 249ZM73 246H75V243H74V245ZM160 246V245H159ZM165 246L166 245H164V248H165ZM216 246H215V248H216ZM225 246V245H224ZM226 246V247H227ZM44 247H46V248H44ZM113 247V246H112ZM210 249H211V246H208ZM44 248V249H43ZM195 248V247H194ZM225 248V247H224ZM228 248V247H227ZM226 248V249H227ZM39 249V250H38ZM166 249V248H165ZM226 249H224V251H226ZM113 250H114V248H113ZM158 250V249H157ZM169 250H171V254H172V249H169ZM184 250V251H183ZM182 250V252L184 253L183 255L184 256H191V253H192V251L190 252V250L189 249H183ZM218 250H219V248H218ZM125 250H124V248H123V246L119 249V251H117V250H115V251H113V253H112V256H111V258H113V259H119V258H121V253H123ZM166 251V250H165ZM145 252V251H144ZM159 252H160V250H159ZM194 252V251H193ZM219 252V251H218ZM218 252H217V248L214 250V251H212L211 252V256H210V254H209V251H206V253H204V256L206 255V257H203V259L205 258H207V260L209 259V258H212V259H216V258H220L219 256H218ZM227 252V251H226ZM225 252V253H226ZM64 253H66V252H64ZM164 253H168V252H164ZM163 253V254H164ZM170 253V252H169ZM195 253V252H194ZM194 253H192V254H194ZM51 255V256H48V255ZM171 254H169V255H171ZM67 256H68V254H66ZM152 255H154V254H152ZM158 255V254H157ZM167 255V254H166ZM183 255H181V257H183ZM50 257L49 258V260H48V257ZM67 256L65 257V258H67ZM143 256V255H142ZM164 256V255H163ZM190 256H189V260H198L200 257H195V256H191V257H195V258H191L190 259ZM196 256H198L197 254H196ZM158 257H160V255L158 256ZM167 257V256H166ZM224 257V256H223ZM139 258V255L137 256V259ZM142 258V257H141ZM222 258V257H221ZM225 258H227V256L225 255ZM224 258V259H225ZM159 259V258H158ZM164 259H166V258H164ZM184 259V258H183ZM188 259V258H187ZM144 260V259H143ZM169 260V259H168ZM144 263V262H143Z\"/></svg>",
  "mask_w": 264,
  "mask_h": 264
},
{
  "label": "snow or ice",
  "instance_id": "3",
  "mask_svg": "<svg viewBox=\"0 0 264 264\" xmlns=\"http://www.w3.org/2000/svg\"><path fill=\"white\" fill-rule=\"evenodd\" d=\"M61 7L56 3H45V4H22V3H15L13 0H8V2L0 3V9H3L5 14L9 12V10H18V9H30L29 15L35 19L36 27L43 29L46 21H47V10L48 9H58ZM64 7H76L80 12H87L89 8H104L107 7L109 9V15L112 14H119L117 13V9L127 10L129 5L127 3L117 5L115 3L111 5H89L85 6L81 5H64ZM212 5H198V4H184L183 8L188 9L191 8L196 10L197 8L204 14L201 23H204V20L209 18L211 15L208 12L209 8H212ZM216 8L222 10L224 12L225 20L231 18L237 24L240 23L241 18L244 14V9L248 8L249 13H251V8L254 6H249L242 3H232V4H225V5H216ZM217 16V20L219 19L218 13H215ZM8 21H5L7 24ZM258 23L260 25L261 31V39H260V56H261V63L259 64V90H260V108H261V120H260V127L264 129V0H260L259 5V20ZM246 27H250L249 24L245 25ZM47 27L51 29L52 25L48 24ZM91 27V26H90ZM95 28L97 29L95 32L90 31L85 37L82 38V41L77 47V43L75 40L72 41L70 45H68L66 52L68 56H75V63L73 65L75 69V87L77 91H81V100H80V108L77 112V116L80 118H85L88 115H92L94 117V111L91 113L89 112L88 107H86V100L82 90H87L90 92L93 87V81L95 80L96 84L99 86V91L103 93L105 97L109 95V92L114 95L117 91L121 88V80L120 74L116 73L113 75L115 67L119 65H115L114 67H106L105 64L101 61L100 64V71L97 74V56L100 53L101 49L104 47V42L106 41L105 32L106 28L104 23H96ZM23 33H27L29 37H31L32 33L28 31L27 26L24 27ZM21 33V35H23ZM11 37V33L7 27L0 29V43H6ZM132 39H136L135 36ZM229 43V42H226ZM37 44L39 46V37L37 38ZM17 48L21 47V44L16 45ZM232 52L236 53L239 49V45L236 43L231 44ZM75 49V51H73ZM49 53H53V49L49 46ZM185 51L194 52V49L186 46ZM226 52V49H225ZM28 56H31L32 53L28 52ZM148 63V61H145ZM221 64H225L226 60L220 61ZM20 67H23V63H21ZM237 67L240 69L241 79L236 80L233 77L234 82L231 84L232 87V96L231 98L225 99L224 104L229 105L232 101H235V107L241 108L242 105L239 103L238 94H237V85L246 84L249 87L254 86L256 84L255 74H252L248 77L244 76V62L241 60ZM0 68H6L8 71H11L13 68V64L8 62L7 60L4 61L3 64H0ZM33 70L38 69V65H32ZM105 71L108 72V75H105ZM132 68L129 67L127 69V74L130 76L132 73ZM204 73L201 72V76ZM72 83L73 81L69 79V84L66 86H61L58 82L52 85L49 89L48 95L50 99L46 98L44 88L41 87L39 93L35 92L33 89L34 95L29 97L28 91L24 90V95L22 99L23 108H14L13 105L16 103V93L14 90L15 81H13L12 85H9L12 88V91H7L6 95L0 94V121L4 122L5 124V131L8 132L9 136L12 132L15 133L17 137L21 135L22 125L24 127H38L40 130H43L48 127L50 123L52 128H56L59 125V118L56 116L57 106L59 104H63L64 101L67 99V95L69 91L72 90ZM76 92L73 91V101H75ZM92 104L90 107L94 110L95 108L100 107V99L99 94L91 98ZM253 101H255V97H253ZM41 105L45 111L39 112ZM33 106L36 111H30L29 107ZM67 108V105H64ZM51 109V112L48 110ZM71 111V110H69ZM130 114H133V119H136L137 124L139 123V119L136 118V108L130 107L129 108ZM27 122L26 124L24 122ZM125 118L122 116L118 122L114 124L112 127V134L115 136L118 130H121L125 127ZM92 127L91 132L95 133L97 137H99L100 133L98 132L99 129L104 130V134L107 135L108 126L104 121H100L98 124L95 119L91 121ZM132 120H128V124L130 125ZM243 127V125H241ZM11 129V131H9ZM51 131V129H49ZM80 139H84L86 133H79L78 134ZM164 135V130L161 129L159 132V136ZM33 138V143H35V136ZM51 138V137H50ZM153 139H156V135L153 136ZM249 145L255 147V140L248 141ZM56 144L63 145L66 149L65 152L59 154L56 158L58 160H64L66 158H70L71 153V145L66 138H61L56 140ZM259 152L256 153L260 157V168H261V184L259 187V205L256 204L251 205V213H249L248 206H241L243 207V216L241 215L240 211L237 210L236 219L240 221L239 224H231L228 228V231L225 232L223 226L220 228V236L222 238H227L230 241L231 246L228 248L227 253L224 252V245H219V255L227 256L226 259L216 258L212 259L209 258L208 260L203 259V255L205 251H209L211 256V252L215 250L216 242L205 240L204 244L200 243V239L198 238V229L200 225H207L209 223V217L206 215L200 214L198 211V220L195 221L193 225L186 226L185 224L181 223L179 225V232L173 233L175 237V244L169 242L167 247L172 249V259L171 260H153L151 262L145 260L144 264H264V131L261 133L260 145H259ZM45 151L47 150V146H45ZM102 155V153H101ZM156 153L153 152V156ZM11 156V153H9ZM79 157V151L75 153L74 157ZM112 158L111 150H109V154L107 156H103V160H110ZM193 164L196 163V158H192ZM23 162H21L22 164ZM142 161L140 159L135 160V164L133 165L131 161L126 160L124 162L123 167L125 169H129L131 167H135L136 165H140ZM156 161L153 162L155 165ZM97 167L102 171L103 177H107L109 174V168L103 164H97ZM166 169V164L163 162H159V168H155V174L159 175V173L163 172ZM101 171H97L96 175L100 176ZM137 173H139V169L136 168ZM87 174L91 175L90 172ZM152 171L148 168L144 169L143 174H141L139 184H132L128 188H122V195L118 194L116 199L118 201H123L125 204L129 202V193L134 192L137 188L141 191L144 196L139 203L135 205L136 209L139 210L141 214V218L147 219L145 214V210H151L155 203L157 210H159V202L156 201V195L151 191H144V187L147 184L151 183L150 177L152 175ZM172 174L178 175L182 173H177L175 167L172 169ZM42 176H51L52 174L47 171H41ZM60 178L63 179V173H60ZM69 180L68 186L71 188L73 186V179L71 178V173H68ZM119 177L113 172V179H118ZM25 184H33V191L35 192V184L32 181L31 176L25 175L24 177ZM184 180H191L192 183L195 185L196 181L195 178L191 175L184 176ZM228 183L232 189H238L240 187V182L236 181L234 178H229ZM105 188H110L111 185H108L107 182L104 184ZM25 187H21L20 191H26ZM45 193L43 191L39 192L40 196H43ZM183 196L186 200H190L193 198L192 193L190 191L185 190L183 192ZM88 200L91 201L93 196L91 194L88 195ZM36 197H33L35 200ZM164 200V208H163V216L168 221L172 222L175 220V214L181 207L176 202V196L173 194V198L171 200V208L168 207V202L166 198L161 197ZM7 203V201H5ZM103 203V199L101 200ZM237 201L233 199L232 204L235 205ZM95 207V205H93ZM55 205L52 206V210H50V215H56L54 211ZM183 211L187 214L188 209L183 208ZM208 212L215 214V209L212 206V203L209 202L208 204ZM19 216V213H17ZM253 216H259L261 220V231L259 233V240H246V234L250 231L249 225L254 223L251 219ZM247 217V218H245ZM27 218L25 214V219ZM81 221L78 220L76 217H72V227L73 229ZM45 223H49V221H45ZM88 220H83V224L88 225ZM127 228V225H122L120 223V217H116L115 222L111 225L112 234L113 236L119 238L124 235V229ZM234 230V235H232ZM65 231L63 225L60 226L59 230L56 232V236L58 239L62 240V247L61 252L68 253L67 258H58L54 259L51 264H141L140 260L137 259L138 255H143L145 250H150V246L146 242V236L137 234L135 239L139 240L141 244L136 245L135 240L133 241V245H129L127 243L123 244L124 252L121 253V258L113 259L111 258L113 248L111 246L107 247V254L109 258L105 260L103 257L105 256V250L102 248L100 251V258L97 259L95 257V249H93L92 258H88L85 256L83 251L78 248L74 247L70 240H63V232ZM83 231V228L81 229ZM186 234V235H185ZM43 237V229L37 227H29L27 223H18L12 221L10 216L5 217L4 225L0 226V248H4L5 251L11 250L13 256L18 255L17 249L20 252L24 251L23 245L25 243L32 244L34 242L39 241ZM48 239L51 240V230H49ZM193 240L196 241L195 243V251L200 253V259L198 260H189L187 258L181 260L178 257L183 255L182 249H189L191 250ZM156 244H160V239L157 237ZM211 246V249L208 247ZM161 249H163L164 245L160 244ZM121 245H116V250L119 251ZM0 264H31L30 261L24 260H17V259H6L3 256H0ZM35 264H46V261L36 260Z\"/></svg>",
  "mask_w": 264,
  "mask_h": 264
}]
</instances>
